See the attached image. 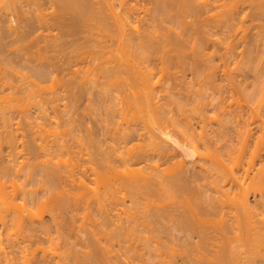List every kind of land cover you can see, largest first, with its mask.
<instances>
[{
  "label": "rangeland",
  "instance_id": "374dc122",
  "mask_svg": "<svg viewBox=\"0 0 264 264\" xmlns=\"http://www.w3.org/2000/svg\"><path fill=\"white\" fill-rule=\"evenodd\" d=\"M23 1L26 2V0H20V2L22 3L21 5L24 4ZM47 1L48 0H42L43 4H44V2L46 3ZM91 1L95 2L96 0H91ZM105 1L106 0H102V1H100V3L102 2L101 4H103ZM108 1L109 2L110 1L114 2L115 0H108ZM127 1H128V3L131 6L132 5L136 6L134 8L137 9V7H138V8L141 9V11L138 13L139 15H137V18L139 19V22H138V19L136 18L137 22L135 21V27H138V28L140 27L141 28L140 31L147 30L148 27L151 28L152 26H150L149 24H151V25L153 24L152 20L150 19L151 22L149 20L148 21H146V20L148 18H150V16L153 14V11H154V8H155V2H154L155 0H127ZM42 2H41V4H42ZM95 3L97 4L98 0ZM43 4H42V6H43ZM46 6H48V5H46ZM46 6H43V8H45ZM243 6L240 4L239 11L241 10L240 13H242V11H243V13L240 14V15H242V17L240 15L239 16L241 18L245 17L246 19L245 18H244V20L242 19L243 20V24H242V21L240 20V18H238V20L240 22L237 20L239 23H237V21H236L237 24L242 25L243 31H239L240 25H238V26L235 27L236 28L235 31L236 30H238V31H236L235 33L233 32L232 34H229V35H233V34H236V35H233V37H231V38L235 39L234 41H232L234 43L231 44V42H230V44L233 45L232 47H230V44L228 42V41H230L231 38L230 39L228 38L227 43L225 44L226 46H227V44H229V47L232 48V49L229 48L228 53L225 52L226 51L225 50L226 46L223 45L224 44L223 41L226 39V35H223V34L219 35L225 30L220 31V30L217 29L219 31V32H217V30L214 29V28L211 29V31H213V32H211V35L214 34L212 39L213 40L214 39H216V40L219 39V41H217V42H219L220 44L218 45L216 40L213 41L214 43L209 40L211 43L204 44L205 48L202 45L204 49L202 51V54H200V57H199V54L197 52L194 53L193 50H192L191 46H192V43L194 41L191 43V46L189 48H187V47L190 44L189 45L186 44L187 45L186 51H184L185 53H183L184 57L179 62L180 65H181V62H182L181 66L180 65L178 66V64L176 62L178 60L177 59L178 53L174 52L175 50H171L170 47L167 48V50L170 49V51L174 52L173 53V52L167 51V53L168 52L172 53L170 55L168 53L167 56L171 57L170 61H172V59L175 61V62L172 61V63H170V65H172V67L170 66V72L172 74V80L175 81V83L173 81H170V82L173 83L174 85L179 83L178 84L179 86L175 85V86L178 87L177 89L174 88L175 86H172L175 91L173 89H170L169 93H168L167 92L168 89L167 90L161 89L162 86H165L167 84L168 80L166 79L167 77L166 78L164 77L166 80L164 78H163L164 80L162 78H160L164 74L163 72H162L163 74L159 77V75L161 74L160 72L162 71L160 65H162V64H160L159 67H158V62L157 61L159 60L161 62L160 56L158 55L159 58L156 55H153L154 57L151 56V58L152 57L154 58V59H151V60L154 63L153 65H154L155 70H157L156 68L158 67V69L160 71V72H158V70H157V72L160 73V74L159 75L157 74V78L156 79H155V75H154L153 78L155 79V81L157 83V89L160 88L157 91L158 94H156L158 96L156 101H158V104H159V105H157V104L156 105L159 108L158 107H156V108H158L161 111V113H162V114L160 113L161 116L162 117L164 116L166 118V119L164 118L165 123H164V120H163V123L161 121V124H162L161 127H160V123H159V126H158V123H157V125H154L156 121L153 123V121H154V120H152L153 116H152V119H150L151 114L149 115L148 111H146L147 109H145V110L144 109H140V108H138V105H132V106H127L126 107V105L124 103H122L123 100H125L127 97H129V95H131L132 91L130 90L131 88L129 89L128 87L123 86V84L120 85V86H117L119 84V80H120L119 77H121V76L118 77L119 78L117 80L118 84H116V82H110L111 86H112V84H114V85L116 84L115 87H114V85L112 86V87H114L113 88L114 90L111 89L112 88L111 86H109V88L106 87L107 83H109L108 80H113L112 78L108 79L106 77L105 78L104 77H101V78L99 77L101 80H102V78L106 79L105 81L107 83L105 82L106 83V84H104L105 87H103L104 85H101V86L103 88L110 89L111 91L108 90L109 93H108L107 89H105L106 90L105 91L104 89L100 88V85L98 83L96 85L93 84L95 81L93 82L90 79V78H94L95 79V76L93 74L92 75L94 77L90 73H89V76L91 75V77H89L88 74L85 75V76H87L90 79V81L93 82V83L90 82L92 85L87 84L86 83L87 82L86 79L88 81H89V79L87 77H86V79H84L85 76L84 77L82 76L83 80L85 81V83L88 86V87L87 86L86 87L89 88L90 91L82 93L81 95H79L80 96V100L78 101V104H77V102H74V104H73V101L69 102L68 99L69 100H71V99L73 100V98H71V97L68 98L69 86H68V84L65 81V79L68 81L69 77H65L64 78L63 74L60 73V65L59 64L62 63V62H66V60L68 59V57L70 55H71L70 56L71 58L72 57L76 58V56L78 54L75 53L76 54L75 55L73 53L75 50H73L71 48L72 47L71 45L68 44L69 46H71V47H69L67 44H65L64 40L63 41H61L62 39L59 40L60 36H58V35H61L60 34V29H58V30L52 29L51 30V29L46 28V26H44L45 27L44 29H40L39 32L34 33V35H32L31 37H30V35L28 36L29 39L27 38L26 42L29 41L30 43L29 42L26 43V42L22 41V39H19V40L15 41V42L14 41H10V43H9L10 46L9 45L8 46L11 47V48L8 47V50H9V53L10 52L13 53V51H14L12 56H14V54H15L16 56H14V57L19 58V56L21 54H24L23 55L24 57L22 56L23 58H25L24 60L28 61V59H30L31 61L29 60L28 62H34V63L36 62V60H38V59L40 60V56L41 55L43 56V57L41 56V60L43 59V62L45 63V60H44L45 58L44 57L49 56V59H48V57H46L48 59L47 61L49 62L50 59H51V61H50V62H52L51 64L54 63V65H55V66L52 65V67H51L52 71H54V69H59V70L58 71L56 70V72H58V73H57V75L55 73L54 77H56V78L53 77L54 81L51 80V81H48L47 83L43 84V86H42L43 88L42 89L39 88V86H36V85L35 86L38 87V88L35 87V89H33L34 87L31 86V84H32V79H31V75H30L31 73H29V69L27 70L26 66L24 67V66H22V64H20L18 62L19 65L17 63H16L17 65L14 64V66H16L17 68L13 67L12 69H10L11 67H10L9 63H7V62L4 63V61H2V60L0 61V66H1L0 67V84L8 82L10 85L13 83L12 87H14V88L15 87H19V86L21 87V88L19 87L18 90L15 89V90H17V91L14 90L15 92L14 91L12 92L11 88L7 87L8 88L7 91H5V92L3 91L5 94L3 92L0 93V98L3 97V98H1L2 100L4 99L3 101H7L8 100L7 103H5V104H8L7 107L9 106L11 108V109L9 108L7 110L5 109L6 113L8 114V116H6V117L9 118L8 119L9 122H6L3 117L1 118L2 114H0V118H1L0 119V135H1L0 136V182H3L2 185L4 186V187L2 186L3 187L2 188V192L6 191L4 194L7 193L6 195H10L9 196V200L15 198L14 201H15L16 205L17 204L21 205V206L24 205L23 202H25V199H26L27 203L26 202L25 203L29 204V206H30L29 210L32 213V215H31V213H29L30 215L26 216V218L29 219V220L25 219V224H24L25 226L26 225H30L31 226L32 224H34L35 227H36V225L39 226V224L41 222H43L44 225L46 226L45 228L41 227L40 230L38 228V230H39V231L37 230L39 232V235L37 233L38 237H36V233L32 237L31 234H28L27 231L26 232L24 231L26 228L20 229L16 224L14 225L12 220H10L11 218L10 219L8 218L9 221H8L7 226H4L3 223H1L0 224V238H1L0 239L1 240V242H0V249H1L0 250V262L1 263L0 264H2L3 262H4L3 264H20V262H21V264H26V263L32 264V262L35 263L36 260H41V259L42 260H46L45 264H48V263L49 264H54V263L55 264H58V263L59 264H66V262H67V264H73V263L77 264V262H78L77 260H79L80 258H81V261H79L78 264H88L89 261H90L89 264H107L108 260H109L108 264H111V263L112 264H120V263L121 264H123V263L124 264H177V263L178 264H203V263H205V264H217V260H215V259H214L215 261L211 260L212 258L215 257L214 256V248H213L214 246H213V244L215 243V245H216L219 242V240L223 241L224 239H226V236L225 235L222 236V233L217 231L219 229H218V227L216 228V226L218 225V224H216L217 223L216 221L218 220V222H220L219 221V217L221 219V216L224 218V220L225 219H227V221L231 220V218H232L231 216H233V214H232V212H229L230 211V208H229L230 205L228 203L231 201V199L233 200V198L234 199H235V197L237 198L239 196L240 192H242L244 190V189L241 188L242 190L240 191L239 187L236 186V184H234V186H233V184L230 183L231 181H230L229 173L234 171L233 173H235L236 175L238 174L237 176H239V174H240L239 177L243 178L245 176V174H246L245 170L246 171L248 170V165L250 164L249 165L251 167V168L249 167L250 176L247 179L248 182L246 180L247 184L245 183L244 188L248 189L249 201L253 204L255 199H256V198L254 199V197H257L259 199L260 192L258 191V189H257L258 187L257 186H254V185L250 184L251 183V178L254 176V173H256L257 170L260 169L259 167H261L264 164V126H263L264 124L262 122H260V121L264 120V118L263 119H262V117L256 118V116H259L258 113L260 111H261L262 114L264 113V111H263L264 110V44H263L264 43V8H263L264 0H260V1L256 0L255 2L254 1H247L246 4L243 5ZM100 7L102 8V7H105V6H100ZM201 7H202V5H201ZM47 8H49V9H47ZM46 9L47 10L43 11V13L44 14L46 13V15H49V13L51 12L52 9L50 10L49 6L46 7ZM253 9H255V10H253ZM145 11H146V15L148 17L145 16V13H144ZM147 11H149V12H147ZM203 11H205V10H202L201 13H203ZM9 13L11 14V16L9 14V17H11V18H9V17L8 18L11 20L13 18L14 13L11 10L9 11ZM12 13H13V15H12ZM140 13H141V15H140ZM16 15L17 14L14 15L15 19L13 18V20H11L12 23L10 24V25L13 24L12 26L14 27V29L18 27V24L15 23L17 21V19H18L16 17ZM204 16L205 15H202V17L205 19L207 16H205V17ZM31 18H32V15H31ZM50 18H52V17H50ZM144 18H147V19H144ZM203 18H202V20H203ZM143 19H144V21H143ZM190 20L191 19H188V21H190ZM147 25H149V26H147ZM189 25H191V24H189ZM83 30H84V27H83ZM143 31H142V33H143ZM49 32H52V33H49ZM238 32H240V33H238ZM56 33H58V35ZM62 33H64V32H62ZM39 34H40V36L42 34L41 37L45 36L44 40L41 37H36V35L39 36ZM215 34L216 35L218 34V35L215 36ZM224 34H226V33H224ZM244 34L246 35V37H244V39H243L242 37L244 36ZM48 35H50L51 38L53 36L52 39L54 41L56 39L55 42H58V43H55L54 45H56V44H58V45H56L57 48L50 47V48H52V49H50V51L48 50L49 49L48 48L47 49L48 52H47L46 51V47H45V45H47L46 37H47L48 40L52 41V39L49 38L50 36L48 37ZM68 35H67V37L71 36V35L70 36H68ZM73 35H75V34H73ZM223 36H225V37H223ZM72 37H74V36H72ZM72 37H70V38L72 39ZM76 37L78 38L79 35H77ZM97 37L98 36H94L93 38L96 39ZM234 37H236V38H234ZM31 38H33L32 42L30 41V40H32ZM35 38H37V39L39 38V40H38L39 43H38V41L35 40ZM40 38H41V40H40ZM62 38H65V37L63 36ZM98 39L100 40L101 37L97 38L96 40H98ZM222 39H223V41H222ZM245 39H247V40H245ZM9 40H11V39H9ZM20 40L23 42V43L21 42L22 44L19 43ZM104 40L108 41V36ZM59 41H61L62 44H60L61 42H59ZM72 41H73V39H72ZM13 42H14L15 45L13 44ZM81 42L83 43V41H80V43ZM91 42H90V45L87 44L88 46L83 45L82 43L81 44L80 43L77 44V45L81 46V48L80 47L79 48L85 54V55H83L81 57L87 58V60L83 59L85 61H83L81 59L79 60V61H83L84 62L83 65H85L87 63L84 66V68L82 67L83 65L81 64L82 65L81 67L83 69V72H81L82 75L86 74V73H84V70L87 71V66H89V67H91L93 65L96 66V64H98V62H99V61H97V60L95 61L93 59V60H91V63L88 65L89 62H87V61L88 60L90 61L91 56L94 58V56H93L94 53L98 52V48H100L98 43L96 44V42L93 41V43H94L93 44ZM235 42H238L237 45H236ZM82 45L85 46V47L82 48ZM91 45H92V47L93 46L97 47V45H98V47L97 48H95V47L92 48ZM215 45H216V47H215ZM234 45L236 47H234ZM12 46H17V47L15 48V47H12ZM41 46L45 47L44 49H42L43 51L41 50V48H42ZM63 46H64V48H62ZM220 46H222L223 48H220ZM29 47H30V49H32L31 51H30ZM75 47L76 46H74V48ZM233 47H234V49H233ZM12 48L16 49V50H12ZM17 49H18V51H17ZM22 49H23V51L20 52L19 50H22ZM25 49H28V50H25ZM75 49H77V48H75ZM53 50H56V51H53ZM191 50H192L193 54L190 53ZM212 50L213 51L214 50L217 51V53L214 51L215 53L213 54L214 56H212V60H211L210 57H211V54L213 53ZM230 50H232V51H230ZM59 51H60V54H59ZM23 52H25V53H23ZM36 52H40L41 53V55L37 54L39 56V58H37L38 56L36 55ZM49 52H51V53H49ZM56 52H58V53H56ZM65 52L67 53V55H66ZM91 52H92V54H91ZM224 52H225L226 55L224 54ZM44 53H45V55H44ZM46 53H48V54L46 55ZM63 53H64V55L62 56ZM96 54H95V56H96ZM174 54H176L175 57H173ZM55 55H56V58L54 57ZM146 55L149 57L148 53L145 54V56ZM179 55H180V57H182L181 54H179ZM195 55H196V57H199V58H196V57L194 58ZM201 55H202V57H201ZM206 55H208V56H206ZM224 55L226 56V59H227V60L224 59L225 61L222 60L223 58H221L222 56L225 58ZM26 56H28V57H26ZM155 56L158 59L155 58ZM53 57H54L55 60H53ZM70 57H69V59H70ZM106 57H108V56H106ZM208 58L213 63H210ZM251 58H252V60H251ZM72 60H74V59H72ZM108 60L110 61V59H108ZM111 60H112V62L115 61V60H113V58ZM151 60L149 62H151ZM155 60H156L157 63L155 62ZM58 61H59V63H58ZM109 61H107V62H109ZM145 62L146 61H144V63ZM149 62H148V64L147 63H145V64L149 65ZM142 63H143V61H141V64ZM155 63H156V65H155ZM206 63H207L208 66L210 65L212 67H208L206 65L207 67L205 68L204 67L205 65H203V64H206ZM195 64H197V65H195ZM111 65L113 66V63H111V64L107 63L105 65V67L104 66L103 67L106 68V67H110ZM18 66H20V67H18ZM58 66H59V68H58ZM194 66H195V68H193ZM202 67L205 68V70ZM24 68L27 71L26 70L24 71ZM6 69H7V71H9V70L10 71L7 72ZM199 69H200V71L202 69L204 71H201L202 72L201 73L199 71ZM207 69H208V71H207ZM89 70H91V69L89 68ZM89 70H88V72H89ZM4 71H6V72H4ZM193 71H194L195 75H194ZM183 72H185V73L182 74ZM25 73L27 74V77H26ZM191 73H193V75ZM173 75H174V78H173ZM197 75H199V76H197ZM10 76H12V78ZM122 76H124V75H122ZM127 77L130 79L129 76H127ZM158 77L160 78V81H159L160 83H158V80H159ZM176 77H178V78H176ZM4 78L6 79V81H4L5 80ZM55 79H57L58 81L57 80L55 81ZM129 79H127L126 82H128ZM10 80H11V82H10ZM98 80L99 79H97V81ZM22 81H23V83H22ZM26 81H27V83H25ZM100 81H98V82L100 83ZM131 81H134L133 77H132ZM155 81L153 80L154 83H155ZM177 81H179V82H177ZM121 82H122V80H121ZM170 82H169V84H170ZM180 82H182V83H180ZM24 84H25V86H24ZM102 84H103V82H102ZM158 84L161 85V86H159ZM63 85H65L66 87H64ZM26 86L29 87V89L31 88L30 89L31 92L37 90L36 93L32 92V93H35V94H32L31 92H29L30 90ZM95 86H96V88H95ZM90 87H92V89ZM98 87H99V89H97ZM9 88H10V91H9ZM125 88L127 90L129 89L130 91L128 90V92H127V90H125ZM182 88H183V91H182ZM259 88H260V90H259ZM20 89L23 90V91L21 92ZM24 90H25V92H24ZM65 90L67 91V93L65 92ZM103 90H104L105 93L107 92L105 95H104V93H102ZM172 90H173V93H172ZM18 91H20L21 94H18L17 93ZM52 91H53L54 94L52 93ZM59 91H60V94H59ZM70 91H72L71 88H70ZM93 91H94V94H93ZM27 92H29V93H27ZM44 92H46L47 94L44 93ZM73 92H76V90L74 89ZM9 93H10V95H9ZM6 94H7V96H6ZM22 94H23V96H22ZM24 94H26V95L28 94V95L26 96ZM36 94H37L38 97L36 96ZM52 94H53V96L57 95L60 98L59 101L57 100V102H55L56 104L55 103H52V104L50 103L51 105H46L44 103L45 104L44 105L42 103L43 104L42 105L40 103L41 99H42L41 101L44 102L45 97L48 96V95L52 96ZM71 94L73 95L74 93H71ZM87 94H89V95H87ZM174 94H176V95H174ZM14 95H15V97H14ZM18 95H19V97L20 96H22V97L16 98ZM33 95H34V97H32ZM44 95H46V96H44ZM102 95H103V97H102ZM106 95L110 96V98H107ZM165 95H167V96H165ZM169 95L171 96L170 97L171 99H168ZM11 96H13V97H11ZM29 96H31L32 98H29ZM125 96H126V98L124 99ZM163 96H165L164 99H163ZM10 97L13 98V100ZM39 97H41V99ZM105 97H106L107 101H109L110 104L113 102L114 105L112 106V104H111V106H109L108 105L109 103L106 101ZM121 97H122L123 100L121 99ZM21 98H23V99L21 100ZM113 98H116L117 100L118 99L122 100V102L121 101L119 102V100H118V103L115 105V101H113ZM9 99H11L13 102L11 103V100H9ZM14 99H16V100L14 101ZM101 99H103L108 104L106 103V105H104L105 102L103 100H101ZM111 99H112V102H111ZM3 101H0V109L2 108L1 110H4V108H6V107H4L5 104L3 103ZM25 101H27V103ZM92 101H94V102H92ZM169 101L170 102L172 101L171 102L172 104ZM8 102H10V103H8ZM15 102H17V103H15ZM33 102H35V103H33ZM30 103H32V104H30ZM39 103L44 108H42L39 105ZM93 103H95V104H93ZM175 103H177V104H175ZM13 104H15L14 105L15 107H13ZM2 105H4V106L2 107ZM10 105H12V106H10ZM37 105H39V106H37ZM161 106H162V109L160 108ZM93 107H94V110H93ZM108 107L109 108L111 107V109H109ZM20 108L24 112L21 111ZM39 108H40V111H39ZM260 109H263V110H260ZM141 110H144V111L141 112ZM41 111L43 112V116H42V112ZM230 111L231 112L233 111V112L231 113ZM110 113L112 115L114 114L113 117L111 116ZM261 113H259V114H261ZM232 115H233V117H232ZM41 116H42V118H41ZM44 116L46 118L45 120L43 118ZM46 116L47 117L49 116V117L47 118ZM25 118H27L28 120L27 119L25 120ZM30 118H33L31 121H36L37 122V123L34 122V124H33L34 126L37 125V127H35V129L39 128L38 127V123L40 125L44 124L43 126H45V128H47V131L49 130V134L54 132L52 134H55V135L57 134V135L56 136L52 135V134L49 135L48 132L47 133L45 132L46 130L44 131V128L42 126L41 129L43 130V132H45V135H44V133H42V134L44 136H46V137H44L46 139V141L44 139V141H45L44 142L43 139H42L43 135L40 133V131L38 132V133H40V135L39 134L37 135V130H39V129L34 131V129H33L34 126L33 125H32L33 128L32 127H30V128L28 127L27 128L28 124L26 125V123H28ZM39 118H41V119H39ZM144 119H145V121H144ZM167 120L171 121V122H168ZM148 121H150V122L146 123ZM41 122H43V124H41ZM109 122H111V123H109ZM106 123H108V124H106ZM169 123L172 124L173 127ZM149 124H151V125H149ZM163 124H166V125H163ZM20 125H22V127ZM260 125H261V127H260ZM131 126H132L131 130L134 129L133 131H134L135 134L132 133V136L130 134L131 138L129 137V138H127L129 140L126 139V141H124L121 138L122 135L120 136V134H122L125 130H127L128 127L130 128ZM150 126L152 127L151 130H150ZM169 126H171V127H169ZM174 126L176 127L175 129H176L177 133H176V131L174 129ZM153 127H155V129ZM24 128H26V129H24ZM115 128L118 129V130H116L117 132L116 131L114 132ZM145 128H147L148 131ZM157 128L162 130V132L164 134H166V135H163V133L159 132L160 130H158ZM20 129H22V130H20ZM31 129H33L32 131H34V132L30 131ZM122 129H123V131H122ZM155 130H156V132L158 131L156 133L158 135H155L153 133V132H155ZM7 131L9 132V134L10 133H13V134L15 133L14 136L17 135L16 138L14 137L15 140L16 139L17 140L15 141V143L13 145H11L10 142L8 143L7 140H6V139H9V137H8L9 134L7 133ZM109 131H110V133H109ZM118 131H120V132H118ZM174 131H175V133H174ZM88 133H89V135H88ZM178 133H180V134H178ZM32 134H34L33 135L34 138H32L33 137ZM36 135L38 136V138H37ZM91 135H92V137H91ZM116 135H118V136H116ZM170 137L173 138V141H174V143L172 141L173 144L170 143L171 142L169 140ZM92 138H94L95 140L92 139ZM166 139H167V141H166ZM55 140H56V143H55ZM80 140H81V142H80ZM204 140L205 141L207 140V143ZM32 141H36L35 145L38 144L37 145L38 147L41 144L43 146H45V147L50 145L51 149L47 148V151H46L45 150L46 148L44 147V150L46 152H48V150H50L51 152H49V154L50 153L51 154L54 153V155L56 154V156L53 157V159H52L51 155H49L48 156L49 159H50L49 160L47 155H46L47 153L45 151H43V153H41L42 149L39 148V150H41V151H39V150L36 151L35 150L36 153L39 152V154H40V155H38V153H37V155L39 156V158H38V156H36L35 152L33 151L34 149H31L33 147ZM92 141H94V142H92ZM150 141L152 143H150ZM208 142H210V144ZM93 143L97 144V145H94ZM150 144H152L153 147H151ZM35 145H34V148L36 149ZM27 146H28V148H27ZM120 146L122 147V149H121ZM143 147H144V149H142ZM157 147H159V148H157ZM60 148H62V149H60ZM111 148H115V150L114 149L112 150ZM52 149L53 150L55 149L56 153L53 152ZM155 149H159V150L157 151ZM136 150H138L139 153H141V151H142V153H145V151H147L146 152V154H147L146 156L142 155V156L145 157V158H141L143 160L138 159L139 156H141V155L140 154L138 155V151H136ZM106 152H110V153H106ZM116 152H118L117 153L118 155H119V153L123 152L124 153L123 156L128 154V153H130V152L132 154L130 153L129 154L130 156L126 155V157L129 156V158H126L125 156L124 157L120 156L123 159H121L119 157V160H118V159L114 158ZM258 152H259V154H258ZM255 153H257V154L255 155ZM108 154H111L110 155L111 158H109ZM42 155H44L45 157L42 156ZM118 155L116 156L117 158H118ZM135 155H138V156H136V158H134ZM253 155L257 156V159H255L256 157L253 156ZM212 156H214V157H212ZM216 156L219 157V158L222 157L221 158L222 160L219 159V158L216 159L215 158ZM71 157H74V158H71ZM112 157L114 158V160L112 159ZM124 158L126 160L131 158L130 159L131 162L129 161L130 164H128V165L126 164L125 165L121 161V160L124 161ZM214 158L216 160H214ZM109 159H111V161H112V162L110 161V165L112 166V164L114 163V165L116 166V167H112L111 170H110L111 166L110 167L108 166L109 165L108 164L109 163ZM137 159H138V161H137ZM149 159H150V161H149ZM57 160L60 161L61 163L58 162ZM104 160L105 161L107 160L108 163L107 162L106 163L108 165L104 162ZM117 160L119 162H117ZM134 160H136V161H134ZM156 160H157L158 163L154 162ZM210 160L213 163H211ZM217 160H220V161L217 162ZM51 161L53 162L52 164H51ZM44 162L47 163V164H45ZM49 162H50V164H49ZM102 162H103V164H102ZM214 162L217 163L216 166L218 165L217 166L218 168H216ZM36 163H38V164H36ZM122 164H123V166H122ZM211 164H213V165H211ZM220 164H224L227 167V168H225V170L228 169L227 170L228 173L223 169L224 166L222 167ZM240 164H242V167H241ZM8 165H10V167ZM59 165H60V167H59ZM71 165H73L74 167L71 166ZM146 165H148L150 168L148 169V167ZM40 167H42V168H40ZM71 167H73V168H71ZM127 167L129 169H131V170L128 169L129 171H131V172L133 171L132 172V176H135V178H136V176L140 177V175H141V177H140L141 179L137 177L138 179L136 180L134 178L135 180L133 182V185L134 186L138 185L137 187H134L132 185V181L131 182L130 181L127 182V179H126L127 176H126V178L124 176L125 175L124 173H126L124 171L125 170L128 171ZM153 167L155 169L157 168L158 170L154 171ZM220 167H222V168H220ZM74 168H75V171H73ZM48 169H50V170H48ZM83 169H84V172H82ZM183 169H184V171H183ZM220 169H222V170H220ZM243 169H244V171H243ZM68 170H69V172H68ZM144 170H146V172ZM58 171H59L60 175L59 174L53 175V172H58ZM152 171H153V173H152ZM176 171H178V172H176ZM187 171L189 173H186ZM223 171H225V172H223ZM17 172H18V174H17ZM73 172H76L77 174L73 173ZM147 172H148V174H147ZM96 173H98V174H96ZM74 174H75V177H73ZM137 174H140V175H137ZM159 174H162V175H160V177H159L158 176ZM178 174H179V176H178ZM182 174L185 175V177H186V180H181V181H185V183L183 182L184 183L182 185L183 187L180 186L181 182L178 183V181L180 180L179 178L180 177H184ZM192 174H193V176H192ZM222 174H225V175L223 176ZM26 175H27V177H26ZM126 175H127V173H126ZM9 176L11 178H9ZM77 176L78 177L80 176L79 178L82 177L81 179L86 181V184L88 185V187H90V189L89 188L88 189L85 188V190L89 192L88 196L86 195V197H85V195H83L86 199L85 198L83 199L82 197H80L79 200H78V197H76V194L78 196L79 193H75V192L78 189H80V188H78L80 180L79 181L77 180V178H78ZM168 176H170V177H168ZM122 177H124L126 179V181H124V179ZM149 177H150V179H149ZM151 177L153 179L156 178L155 182L153 181V179ZM162 177H163V179H162ZM164 177L168 180V182H166L167 180ZM191 177L193 178V180H191L192 179ZM146 178L148 180H146ZM174 178H175V181H173ZM4 179H6V181ZM138 180L139 181L143 180V181L142 182L140 181L139 183H136L135 181H138ZM170 180L172 182L171 183L172 184L171 185L172 186V188H171L172 190L170 188L169 189L167 188L170 185ZM118 181H120V183ZM158 181H160V182H158ZM240 181H241V184H243L244 181L242 182V179H240ZM5 182H7V183H5ZM58 182H59V184H58ZM121 182H123V183H121ZM151 182L152 183L154 182L153 184L156 183V186H154L155 189L153 187H151V185L148 188V186H149L148 183H151ZM161 182L162 183L165 182L164 183L165 185L162 184ZM11 183H12V185H11ZM118 184H120L122 186V188ZM140 184L141 185L143 184L145 186L148 184L146 187L142 186V188L144 187V189H146V193L149 192L151 194V195L149 194L150 197L146 193H144L145 195L142 194L143 192H145V190L141 188ZM102 185L104 186V188H103ZM126 185L129 188H124V187H126ZM111 186L113 187V189H112ZM19 187H20V189L21 188L22 189L21 190L18 189ZM179 187H181L184 190L182 191V189L179 188ZM109 188H111L110 189L111 193H110ZM151 188L154 189L153 192H152ZM149 189H151V190H149ZM22 190H24V193H22ZM60 190H62V192H60ZM65 190H66L67 193L65 192ZM72 190H73V192H72ZM106 190L109 191V192H106ZM147 190H149V191H147ZM176 190H178L180 192V195H179V192L176 191ZM131 191H133L134 194H132ZM181 191H182V193H181ZM81 192H80V194L82 195ZM13 193L15 194L14 198H12L13 195H14ZM94 193L96 195H97V193L98 194L101 193L100 195H102V197L104 199L102 197H100L102 201L99 203V201L97 200L98 198H97L96 195H94ZM102 193L107 197V199H106L105 196H103ZM129 193H131V194H129ZM176 193L180 197L177 196ZM85 194H87V192H85ZM6 195H4V196H6ZM73 195L75 196V198L73 197ZM136 195H138V196H136ZM90 196H92L93 198L91 199ZM164 196L166 197V199H165ZM263 196H264V194H263ZM119 197H121V198H119ZM189 197H190V199H189ZM89 198H90V200H88ZM144 198H146V199H144ZM171 198H175V200L173 199L174 201H172ZM57 199H59V200H57ZM116 199H117V202H116ZM130 199H131V201H130ZM147 199L149 201H147ZM153 199H154L155 203L153 202ZM178 199H180V200H178ZM185 199L189 203L187 201L184 202ZM33 200H34V202H33ZM61 200H63V201H61ZM120 200H121V202H120ZM103 201H104V204H103ZM180 201L182 202V204H181ZM221 201H222V203H221ZM139 202H140V204L142 203V204H145V205H142V204L140 205ZM172 202H174V203H172ZM31 203H32V206H31ZM178 203H180V204H178ZM185 203H186V205L188 204L189 206L188 205L186 206ZM215 203H217V204H215ZM26 204H25V207H26ZM76 204H77V206H76ZM201 204L203 205V207H202ZM213 204H215L216 207L217 206L221 207V209H222L221 215L218 216V215L213 214V212H212L213 211V209H212L213 208ZM134 205H137V207L133 208ZM149 207H150V209H149ZM165 207H167L168 209L166 208L167 210H165ZM169 207L171 208L172 211L170 210ZM201 207H202V209H201ZM154 208H156V209H154ZM54 209H56V210H54ZM176 209H177V211H175ZM205 209H208V210H205ZM164 210H165V212L169 210L168 211L169 213L168 212L165 213ZM200 210L201 211L203 210V211L201 212ZM26 211L23 213V215H25ZM157 211L159 212V214L162 212L165 215V217L167 216L169 218H165V217L161 218V216H164V215L161 213L160 216H159ZM173 211H175V213H173ZM207 211H208V213H207ZM198 212L199 213L201 212L202 215H200ZM204 212L206 213V215H205ZM156 213H157V216H156ZM26 214H28V213H26ZM105 214L107 215V217L109 216L111 218L110 222L111 221L114 222L113 226L111 225L110 222H109L110 224L107 222L108 220H107V217L105 216ZM131 214H132V216H131ZM182 214H184V216H182ZM185 214H186V216H185ZM118 215H119V217H118ZM148 215H150V216H148ZM175 215H176V217H175ZM98 216H100V217H98ZM158 217H159V220H158ZM181 217H182V219H181ZM183 217H186V218H183ZM104 218H106V219H104ZM203 218H204V220H203ZM102 219L107 220V221H103ZM152 219H154V220L151 223ZM161 219H162V221H161ZM177 219H179V220H177ZM184 219L185 220L187 219V221H185ZM191 220L193 221V223H192ZM212 220H214L215 222L212 221ZM177 221L181 222V223L177 224L176 223ZM184 221H185V223H184ZM198 221H199V223H198ZM101 222H103V224L105 222H107L108 225H111L112 227L111 228L109 227L110 228V230H109V228L107 227L108 225L105 223L104 225H107V226H104ZM147 222H148V224H147ZM186 222H188V224H186ZM117 223H118V225H116ZM156 223H157V225H156ZM24 225L22 226V228L24 227ZM181 225H183V226H181ZM186 225H188V226L190 225V226L186 228ZM85 226L88 229L90 228L93 231V232L92 231L91 232L94 233V234H91L90 229L88 230L87 228H85ZM118 226L121 229L124 226L125 228L123 227L122 232L124 231V229H125V231L123 232L124 234H122L121 232L120 233L117 232L118 233V235H117L118 239H117L116 231H118L117 230L119 228ZM209 226H211V227H209ZM131 227H133V228H131ZM197 227L199 229H201V231L199 229H197ZM102 228H104V229H102ZM120 228H119V231H121ZM131 229H132V232H131ZM191 229H193V230H191ZM44 230H45V232H43ZM101 230H102V232H101ZM112 231H115L114 234H113ZM202 231L204 232V234H207V235L204 236V234H201ZM16 232H18V234H16ZM87 233H89L90 236ZM109 233H110V235H109ZM103 234H106V235L102 236ZM41 235H43V237ZM96 235H98V236H96ZM136 237H138V238H136ZM227 237L233 238L232 235L231 236L228 235ZM5 238H7V240L9 239L8 240L9 242ZM16 238H18V239H16ZM103 238H104V240H103ZM123 238L125 240H123ZM216 238H218L217 241L215 240ZM111 239L113 241V244L111 243L112 242ZM146 239H148V240H146ZM189 240L193 244L190 243ZM92 241H95V242L99 241V242L95 243V242H92ZM186 241H188V242H186ZM199 241H200V243H199ZM238 241H240V240H238ZM101 244H103L102 246H104V247H102ZM199 244H201V245H199ZM203 244H205V245L203 246ZM239 244H240V246L244 245L242 242H239V243L236 242L234 245H236L238 249L240 248V249L244 250V246L240 247V246H238ZM92 245L95 246V248H93ZM124 245L127 246V247H130L131 249L130 248L128 249ZM146 245L147 246L149 245V246L147 247ZM169 245L172 248H170ZM158 247H160V248H158ZM96 248H97V250H96ZM139 248H140V251L138 252ZM37 249H38V251H37ZM39 249H41V250H39ZM44 249H45V251H44ZM88 249H89V252H88L89 254H86V256L84 257L85 252L87 253ZM201 249L203 251H205V252L201 251ZM252 249L253 248H251L250 246H246L245 247V252L247 253L248 256L246 255V253L244 251H241V253L244 252V253H242V254H244V256L242 254L240 255L239 264H247V263L248 264H250V263L255 264V262H256V264H260V263H258V261L262 262L261 261L262 259H260V258L264 257V251L258 250V249L257 250H255V249L252 250ZM2 250H3V252H2ZM35 250H36V252L34 253L33 251H35ZM119 250H120L121 253L119 252ZM104 251L105 252L109 251V253H107V255H108L107 258L105 257L106 254H102V253H105ZM253 251H255L257 253H254ZM259 251H262L263 253L259 252ZM135 252L137 254H135ZM185 252H187V253H185ZM197 252H199V253H197ZM206 252H208V253H206ZM81 253H84V254L82 255ZM91 253L94 254L93 255L94 256L93 260H92L93 256H92ZM257 254L261 256L260 258L258 257V259H260V260H258L255 257V255H257ZM32 255L34 257H32ZM68 255H70V256H68ZM78 255H79V257H78ZM187 255H188V257H187ZM209 255H211V256H209ZM5 256H7V257L5 258ZM75 256H77V257H75ZM95 256L97 257V259H95L96 258ZM22 257L23 258L25 257L26 259L25 258L23 259ZM86 257H87V260H86ZM103 257L105 258V262L106 263L104 262V260H103L104 258ZM115 257H116V259H115ZM122 257H123V259H122ZM190 257H192V258L189 259ZM17 258L21 259V260H18ZM77 258H79V259H77ZM206 258L207 259L211 258V259H209L208 262H207ZM224 258H227V257H224ZM224 258H223L224 261L223 260L222 261L225 262V264H229L228 260L224 259ZM253 258H256V261H253ZM12 259L13 260L14 259L18 260L19 263L16 262V261H13V263H11ZM83 259H84L85 263L84 262L81 263L83 261ZM117 260H118L119 263L117 262ZM193 260H194V262H193ZM7 261L9 263H7ZM99 262H102V263H99Z\"/></svg>",
  "mask_w": 264,
  "mask_h": 264
},
{
  "label": "bare ground",
  "instance_id": "6f19581e",
  "mask_svg": "<svg viewBox=\"0 0 264 264\" xmlns=\"http://www.w3.org/2000/svg\"><path fill=\"white\" fill-rule=\"evenodd\" d=\"M97 1V0H96ZM95 1V2H96ZM100 1H102V0H98V3L96 4L95 2H93V1H91V0H48L46 3L44 2V4H43V2H42V0H26V2H24V4L23 5H21L22 3L20 2V0H0V61L2 60V61H4V63L5 62H7V63H9L10 64V69H12L13 67H15V68H17L16 66H14V64L15 65H19V63L20 64H22V66H26V68H27V70L29 69V73H31L30 75H31V79H32V84H31V86L32 87H34L33 89H35V87L36 86H39V88H43L42 86H43V84H45V83H47L48 81H54V78H56V77H54V75H55V73H56V75H57V73L58 72H56V70L58 71L59 69H54V71H52V65L53 66H55L54 65V63L53 64H51L52 62H50L51 61V59H50V63L47 61L48 59H49V56H46V57H48V59L46 58V57H44L45 59V63L43 62V59L41 60V53L40 52H36V55L38 54V55H41L40 56V60L38 59V60H36V64L34 63V62H28L30 59H28V61L27 60H24L25 58H23L24 56V54H21L20 56H19V58H16V57H14V56H16L15 54H14V56H12L13 55V53H14V51H13V53L12 52H10L9 53V50H8V47L10 46L9 45V43H10V41H17V40H19V39H22V41H24V42H26L27 40V38H28V36L30 35V37L32 36V35H34V33H37V32H39V30L40 29H44L45 27L44 26H46V28H48V29H56V30H58V29H60V34L62 35H58V33H56L58 36H60V38H59V40L60 39H62L61 41H63L64 40V42H65V44H69V45H71V46H69V47H71L73 50H75L73 53L75 54V53H77L78 55L76 56V58H71L70 56V59H69V57H68V59L66 60V62H62V63H60L59 65H60V73L61 74H63V76H64V78L65 77H69V79H68V81L65 79V81H66V83L68 84V86H69V89H68V98L69 97H71V98H73V100L71 99V100H69L68 99V101L69 102H72L73 101V104H74V102H77V104H78V101L80 100V96L79 95H81L82 93H85V92H88V91H90L89 90V88H87L88 86H87V84H89V85H92L91 83H93L94 81L96 82H94L93 84H99L100 85V88H102V89H107V91L108 90H110V89H108L109 88V86H111L110 84V82H116V84H118V79L120 78V80H119V84L117 85V86H120V85H122L123 84V86H126V87H128L131 91H132V93H131V95H129V97H127L126 98V96L124 97V99L125 100H123L122 99V97H121V99L123 100V102H122V100H119V102L121 101L122 103H124L125 105H126V107L127 106H132V105H138V108H140V109H147L146 111H148V113H149V115L151 114V117H150V119H152V116H153V119L152 120H154L153 121V123L155 122V124L154 125H157V123H158V126H159V123H160V127H161V121H162V123H163V120H164V116L162 117L161 116V111L158 109L159 107L157 106V105H159L158 104V101H156L157 100V95L156 94H158V89H160V88H158L157 89V83H156V81H155V79L157 78V74L159 75L160 73V75H159V77L160 78H166L167 80H168V82H167V84L165 85V86H162V88L161 89H164V90H167L168 89V93H169V90L170 89H173L174 90V88H178L177 86H175V85H178L179 83H177V84H173V83H171L170 81H173L172 80V74H171V72H170V66L172 67V65H170V63H172V61H174L173 59H172V61H170V59H171V57H169V56H167L168 55V53H169V55L170 54H172V53H170V52H173V51H170V49L171 50H175L174 52H177L178 53V55H177V64H178V66L180 65L179 64V62H180V60L184 57V54L183 53H185L184 51H186V47H187V45L186 44H190L187 48H189L190 46H191V43H192V50H193V52L195 53V52H197L198 54H199V57H200V54H202V51H203V49L205 48V45L204 44H209V43H211L210 41H214V40H216V39H212V37L214 36V34H212L211 35V32H213V31H211V29L212 28H214V29H218V30H220V31H223V30H225V31H223L221 34H219V35H226V39L223 41V39H222V41H223V45L224 46H226L225 44L227 43V40H228V38L230 39L231 37H233V35H236V34H233V35H229V34H232L233 32L235 33L236 31H238V30H236L235 31V27L236 26H238V25H240V24H237V23H239L240 21L238 20V18H240V20L242 21V24H243V20H244V18H241L242 17V15H240V14H242L243 13V11H242V13H240V11H239V8H240V4L243 6V5H245L246 4V2L247 1H256V0H155L154 2H155V8H154V11H153V14L150 16V18H144V19H147L146 21H150L151 22V20H152V22H153V24L151 25V24H149L150 26H152L151 28L150 27H148L147 28V30H142L143 31V33H142V31H140V27L138 28V27H135V21L137 22V20H136V18H137V15H139L138 13L141 11V9L140 8H138L137 7V9L136 8H134V7H136V6H131L129 3H128V1L127 0H115L114 2H109L108 0H106L103 4H101L100 3ZM260 1V0H259ZM41 2H42V4H43V6H46V5H48L49 7H50V10H51V12L49 13V15H46V13L44 14L43 13V11H45V10H47V9H49V8H47L46 9V7H48V6H46L45 8H43V6H42V4H41ZM245 3V4H244ZM258 3V2H257ZM101 4V5H100ZM105 6V7H100V6ZM201 5H202V7H201ZM263 5V4H262ZM259 6V5H258ZM244 7V6H243ZM242 8V7H241ZM263 8H264V6H263ZM252 9V8H251ZM12 11L13 13H14V15L15 14H17L16 15V17L18 18H16L17 19V21L15 22V23H17L18 24V27L17 28H15L14 29V27L12 26V25H10L11 23H12V21L11 20H13V18H14V15H13V13H12V15H13V18L10 20L9 18H11V17H9V11ZM150 10V9H149ZM153 10V9H152ZM202 10H205V11H203V13H201V11ZM218 10V11H217ZM243 10V9H242ZM253 10H255V9H253ZM260 11V10H259ZM147 12H149V11H147ZM151 12V11H150ZM205 12V13H204ZM142 13V12H141ZM141 13H140V15H141ZM145 13V16H147L146 15V11L144 12ZM245 13V12H244ZM260 13V12H259ZM148 14V13H147ZM31 15H32V18H31ZM53 15V16H52ZM202 15H205V16H207L205 19L202 17ZM241 17H240V16ZM10 16H11V14H10ZM30 16V17H29ZM49 18H48V17ZM144 16V15H143ZM142 16V17H143ZM204 16V17H205ZM247 16V15H246ZM260 16V15H259ZM9 17V18H8ZM34 17V18H33ZM50 17H52V18H50ZM148 17V16H147ZM48 18V19H47ZM202 18H203V20H202ZM15 19V18H14ZM138 19V18H137ZM144 19H143V21H144ZM151 19V20H150ZM188 19H191L190 21H188ZM243 19V20H242ZM246 19V18H245ZM50 20V21H49ZM141 20V19H140ZM239 22H238V21ZM145 21V22H146ZM236 21H237V23H236ZM90 22V23H89ZM138 22H139V19H138ZM14 23V24H15ZM147 23V22H146ZM91 24V25H90ZM138 24V23H137ZM189 24H191V25H189ZM41 25V26H40ZM149 25H147V26H149ZM90 26V27H89ZM140 26V25H139ZM142 26V25H141ZM81 27V28H80ZM83 27H84V30H83ZM143 27V26H142ZM146 27V26H145ZM80 28V29H79ZM145 29V28H144ZM241 29V30H240ZM246 29V28H245ZM50 30V31H51ZM217 30V32H219ZM48 31V30H47ZM64 32V33H62V32ZM95 33H94V32ZM239 31H243V28H242V25H240V27H239ZM43 32V31H42ZM58 32V31H57ZM245 32V31H244ZM49 33H52V32H49ZM48 33V34H49ZM66 33V34H65ZM224 33H226V34H224ZM238 33H240V32H238ZM64 34V35H63ZM69 34V35H68ZM73 34H75L76 36L77 35H79V37L77 38L75 35H73ZM44 35V34H43ZM66 35V36H65ZM67 35L68 36H70V37H72V36H74V37H72V39H73V41H72V39L70 38V37H67ZM218 35V34H217ZM216 34H215V36H217ZM243 35V34H242ZM41 36H42V34H41ZM40 36V34H39V36H37L36 35V37H41ZM50 35H48V37H49ZM56 36V35H55ZM65 37V38H62V37ZM81 36V37H80ZM94 36H98L97 38H99V37H101V41L99 40H96V39H94L93 37ZM108 36V41H105L104 39L106 38ZM230 36V37H229ZM238 36V35H237ZM223 37H225V36H223ZM244 37H246V35L244 34V36L242 37L243 39H244ZM43 40H44V38H45V36L44 37H41ZM41 38H40V40H41ZM49 38H51V36L49 37ZM52 38H53V36H52ZM51 38V39H52ZM67 38V39H66ZM71 40H70V39ZM76 38V39H75ZM110 38V39H109ZM212 40H211V39ZM220 38V37H219ZM234 38H236V37H234ZM9 39H11V40H9ZM24 39V40H23ZM29 39V38H28ZM32 40H30L31 42L33 41V38H31ZM258 39V38H257ZM35 40L36 41H38L39 40V38L37 39V38H35ZM42 40V41H43ZM58 40V39H57ZM66 40V41H65ZM210 40V41H209ZM235 39H233V38H231L230 39V41H228L229 42V44H230V42H231V44L232 43H234V42H232V41H234ZM245 40H247V39H245ZM253 40V39H252ZM21 40H20V44H22L23 42H22ZM55 41H56V39H55ZM53 39H52V41H50V40H48L47 39V37H46V43H47V45H45V47H46V51L48 52V50L50 51V49H52V48H57L56 47V45H58V44H56V45H54L55 43H58V42H55ZM61 41H59V42H61ZM80 41H83V45H86V46H88V45H90V42L91 43H93V41L94 42H96V44L98 43V45L100 46V48H98V52H96V53H94V58L91 56V58H90V61L88 60L87 62H89L88 63V65L91 63V60H97V61H99L98 62V64H96V66H91V67H89V66H87V71H85L84 70V73H86V74H84V75H82L81 74V72H83V69H82V67L84 68V66L87 64H85V65H83L84 64V62L83 61H85V60H87V58H83V57H81V56H83V55H85L81 50H80V48H81V46H79V45H77L78 43H80ZM209 41V42H208ZM217 41H219V39H217L216 40V42ZM263 41V40H262ZM14 42H13V44H14ZM22 42V43H21ZM29 42V41H28ZM28 42H26V43H28ZM41 42V41H40ZM63 42V43H64ZM30 43V42H29ZM34 43V42H33ZM38 43H39V41H38ZM45 43V44H46ZM80 43V44H81ZM214 43V42H213ZM218 43V45L220 44L219 42H217ZM236 43V45H237V43L238 42H235ZM246 43V42H245ZM254 43V42H253ZM12 44V43H11ZM44 44V43H43ZM60 44H62V42L60 43ZM76 44V45H75ZM88 44V45H87ZM94 44V43H93ZM216 44V43H215ZM229 44H227V46L225 47V52L226 53H228V50H229V48L230 47H232L233 45H231L230 44V47H229ZM240 44V43H239ZM258 44V43H257ZM264 44V43H263ZM262 44V45H263ZM9 45V46H8ZM15 45V44H14ZM24 45V44H23ZM22 45V46H23ZM26 45V44H25ZM31 45V44H30ZM82 45V48L83 47H85V46H83ZM98 45H97V47H98ZM204 46V48H203V46ZM38 46V45H37ZM36 46V47H37ZM67 46V47H68ZM74 46H76L75 48H77V49H75L74 48ZM168 46V47H167ZM12 47H17V46H12ZM24 47V46H23ZM27 47V46H26ZM35 47V48H36ZM40 47V46H39ZM42 47V46H41ZM44 46L41 48V50L42 49H44L45 48ZM50 47H52V48H50ZM59 47V46H58ZM80 47V48H79ZM91 47H92V45H91ZM93 47H95V46H93ZM92 47V48H93ZM97 47H95V48H97ZM170 47V49H168L167 50V48H169ZM208 47V46H207ZM213 47V46H212ZM215 47H216V45H215ZM219 47V46H218ZM234 47H236L235 45H234ZM234 47H233V49H234ZM9 48H11V47H9ZM49 48V49H48ZM62 48H64V46L62 47ZM94 48V49H95ZM220 48H223L222 46H220ZM29 49H30V47H29ZM48 49V50H47ZM69 49V48H68ZM85 49V48H84ZM91 49V48H90ZM208 49V48H207ZM216 49V48H215ZM230 49H232V48H230ZM12 50H16V49H13L12 48ZM25 50H28V49H25ZM32 49H30V51H31ZM61 50V49H60ZM65 50V49H64ZM192 50H191V54H193L192 53ZM221 50V49H220ZM223 50V49H222ZM17 51H18V49H17ZM20 52L21 51H23V49L22 50H19ZM35 51V50H34ZM43 51V50H42ZM41 51V52H42ZM45 51V50H44ZM45 51V52H46ZM53 51H56V50H53ZM52 51V52H53ZM63 51V50H62ZM70 51V50H69ZM92 51V50H91ZM167 51H170V52H168L167 53ZM205 51V50H204ZM207 51V50H206ZM215 51V50H214ZM213 50H212V54H211V60H212V56H214L213 54L216 52L217 53V51H215L214 52ZM230 51H232V50H230ZM234 51V50H233ZM27 52V51H26ZM90 52V51H89ZM95 52V51H94ZM173 52V53H174ZM221 52V51H220ZM225 52H224V54H225ZM16 53V52H15ZM23 53H25V52H23ZM29 53V52H28ZM49 53H51V52H49ZM56 53H58V52H56ZM66 53V52H65ZM71 53V52H70ZM86 53V52H85ZM88 53V52H87ZM148 53V55H149V57L146 55L145 56V54H147ZM189 53V52H188ZM189 53V54H190ZM222 53V52H221ZM18 54V53H17ZM48 53H46V55H47ZM59 54H60V51H59ZM69 54V53H68ZM90 54V53H89ZM91 54H92V52H91ZM95 54H96V56H95ZM179 54H181V56L182 57H180V55ZM28 55V54H27ZM32 55V54H31ZM37 55V56H38ZM44 55H45V53H44ZM58 55V54H57ZM64 55V53L62 54V56ZM66 55H67V53H66ZM76 55V54H75ZM153 55H156L158 58H159V56H160V59H161V62L158 60L157 62H158V67H159V65L160 64H162V65H160V67H161V72L159 71V69H158V67L156 68L157 70H158V72H160V73H158L157 72V70H155V68H154V63L152 62V60L151 59H154L153 57ZM159 55V56H158ZM175 55L176 54H174V56L173 57H175ZM209 55V54H208ZM208 55H206V56H208ZM223 55V54H222ZM226 55V54H225ZM224 55V56H225ZM251 55V54H250ZM23 56V57H22ZM30 56V55H29ZM59 56V55H58ZM57 56V57H58ZM106 56H108V57H106ZM151 56H153L152 58H151ZM155 56V58H157ZM248 56V55H247ZM263 56V55H262ZM26 57H28V56H26ZM32 57V56H31ZM43 57V56H42ZM55 58H56V55L54 56ZM54 57H53V60H55L54 59ZM196 57V55L194 56V58ZM199 57H196V58H199ZM201 57H202V55H201ZM221 57V56H220ZM30 58V57H29ZM37 58H39V56L37 57ZM59 58V57H58ZM62 58V57H61ZM60 58V59H61ZM97 58V59H96ZM113 58V60H115L114 62H112V59ZM115 58V59H114ZM157 58V59H158ZM221 58H223L222 60H224V59H226V56H225V58L222 56ZM253 58V57H252ZM252 58H251V60H252ZM19 61H18V60ZM72 59H74V60H72ZM83 60V59H85V60H83V61H79V60ZM106 59V60H105ZM108 59H110V61L108 60ZM117 59V60H116ZM141 59V60H140ZM156 59V60H157ZM254 59V58H253ZM33 60V59H32ZM59 60V59H58ZM151 60V62H149ZM156 60H155V62H156ZM196 60V59H195ZM207 60V59H206ZM208 60L210 61V59L208 58ZM221 60V59H220ZM227 60V59H226ZM31 61V60H30ZM107 61H109V62H107ZM141 61H143V63L141 64ZM144 61H146L145 63H147L148 64V62H149V65H147V64H145L144 63ZM225 61V60H224ZM19 62V63H18ZM47 62V63H46ZM81 62V63H80ZM106 62V63H105ZM156 62V63H157ZM175 62V61H174ZM205 62V61H204ZM17 63V64H16ZM58 63H59V61H58ZM96 63V62H95ZM107 63H109V64H111V63H113V66L111 65L110 67H106V68H104L105 67V65L107 64ZM115 63V64H114ZM156 63H155V65H156ZM210 63H213V62H211L210 61ZM8 64V65H9ZM47 64V65H46ZM83 66H82V65ZM174 64V63H173ZM176 64V63H175ZM7 65V66H8ZM181 65H182V62H181ZM180 65V66H181ZM195 65H197V64H195ZM203 65H205L204 67L206 68L208 65H207V63L206 64H203ZM207 65V66H206ZM21 66V65H20ZM20 66H18V67H20ZM57 66V65H56ZM82 66V67H81ZM104 66V67H103ZM214 66V65H213ZM1 67V66H0ZM208 67H212V66H208ZM249 67V66H248ZM255 67V66H254ZM253 67V68H254ZM54 68V67H53ZM58 68H59V66H58ZM89 68L91 69V70H89ZM193 68H195V66L193 67ZM199 68V67H198ZM203 68V67H202ZM205 68H203L204 70H205ZM187 69V68H186ZM201 70V71H204V70ZM209 69V68H208ZM208 69H207V71H208ZM9 70V69H8ZM16 70V69H15ZM14 70V71H15ZM26 69L24 68V71H25ZM26 70V71H27ZM88 70H89V72H88ZM155 70V71H154ZM194 70V69H193ZM6 71H7V69H6ZM6 71H4V72H6ZM10 71V70H9ZM9 71H7V72H9ZM13 71V70H12ZM186 71V70H185ZM192 71V70H191ZM198 71V70H197ZM199 71H200V69H199ZM200 71V72H201ZM92 72V73H91ZM157 72V73H156ZM163 72V73H162ZM178 72V71H177ZM196 72V71H195ZM17 73V72H16ZM89 73L92 75H94L95 76V79L94 78H90L92 81H90V79L87 77V76H85V75H87L88 74V76H89ZM156 73V74H155ZM185 72H183L182 74H184ZM193 73H194V71H193ZM193 73H191L192 75H193ZM202 73V72H201ZM205 73V72H204ZM26 74V73H25ZM187 74V73H186ZM9 75V74H8ZM91 75L89 76V77H91ZM92 75V76H93ZM98 75V76H97ZM122 75H126L125 77L127 78V79H129L127 76H129L130 77V79L128 80V82H126L127 81V79L124 77V76H122ZM154 75H155V79L153 78L154 77ZM175 75V74H174ZM174 75H173V78H174ZM181 75V74H180ZM194 75H195V73H194ZM85 76V78L84 79H86V77L89 79V81L86 79V83H85V81L83 80V77ZM93 76V77H94ZM119 76H121V77H119ZM176 76V75H175ZM179 76V75H178ZM186 76V75H185ZM197 76H199V75H197ZM11 78H12V76H10ZM26 77H27V74H26ZM54 77V78H53ZM59 77V76H58ZM101 77H106V78H108V79H110V78H112L113 80H108V82L109 83H107L105 80L106 79H103L102 78V80L100 79ZM117 77V78H116ZM119 77V78H118ZM125 79H124V78ZM132 77H133V80L134 81H131L132 80ZM158 77V78H159ZM6 78V77H5ZM4 78V79H5ZM29 78V77H28ZM53 78V79H52ZM63 78V79H64ZM123 78V79H122ZM160 78H159V80H158V83H160L159 81H160ZM164 78V79H165ZM176 78H178V77H176ZM27 79V78H26ZM97 79H99L98 81H102L103 82V84H102V82L100 81V83L97 81ZM161 79V80H162ZM163 79V80H164ZM165 79V80H166ZM57 79H55V81H56ZM104 80V81H103ZM115 80V81H114ZM121 80H122V82H121ZM153 80L155 81V83L153 82ZM178 80V79H177ZM4 81H6V79L4 80ZM19 81V80H18ZM58 81V80H57ZM10 82H11V80H10ZM89 82V83H88ZM91 82V83H90ZM107 83V86L106 87H108V88H103V87H105V85L104 84H106ZM121 82V83H120ZM169 82H170V84H169ZM174 83H175V81H173ZM177 82H179V81H177ZM22 83H23V81H22ZM25 83H27V81L25 82ZM30 83V82H29ZM28 83V84H29ZM180 83H182V82H180ZM190 83V82H189ZM13 84V83H12ZM12 84L10 85L8 82H5V83H2V84H0V93L1 92H5V91H7V87H10L11 88V91L13 92L15 89H19V87H12ZM19 84V83H18ZM57 84V83H56ZM61 84V83H60ZM65 84V83H64ZM115 84V85H116ZM17 85V84H16ZM27 85V84H26ZM34 85V86H33ZM36 85V86H35ZM52 85V84H51ZM101 85H104L103 87L101 86ZM114 84H112V86H113ZM115 85H114V87H115ZM136 85V86H135ZM159 85V84H158ZM183 85V84H182ZM259 85V84H258ZM24 86H25V84H24ZM29 86V85H28ZM30 86V87H31ZM64 87H66L65 85H63ZM87 86V87H86ZM111 86V87H112ZM130 86V87H129ZM159 86H161V85H159ZM172 86H175L174 88L172 87ZM179 86V85H178ZM256 86V85H255ZM27 87V86H26ZM63 87V88H64ZM93 87V86H92ZM92 87H90L91 89H92ZM110 87V88H111ZM114 87H112L111 89H113ZM188 87V86H187ZM10 88H9V91H10ZM21 88V87H20ZM28 89H29V87H27ZM36 88H38V87H36ZM49 88V87H48ZM68 88V87H67ZM70 88H71V90L72 91H70ZM73 88V89H72ZM95 88H96V86H95ZM257 88V87H256ZM26 89V88H25ZM31 89V88H30ZM29 89V90H30ZM45 89V88H44ZM52 89V88H51ZM76 90V92H73V90ZM97 89H99V87L97 88ZM96 89V90H97ZM116 89V88H115ZM128 89V90H129ZM186 89V88H185ZM17 90H15V91H17ZM21 90V89H20ZM49 90V89H48ZM104 90H103V92L102 93H104V95L107 93H105L104 92ZM114 90V89H113ZM125 90H127L126 88H125ZM128 90H127V92H128ZM129 90V91H130ZM173 90H172V93H173ZM181 90V89H180ZM259 90H260V88H259ZM14 91V92H15ZM23 90H21V92H22ZM27 91V90H26ZM36 91L37 90H35V91H32V92H35L36 93ZM63 91V90H62ZM106 91V90H105ZM111 91V90H110ZM175 91V90H174ZM182 91H183V88H182ZM3 92V93H4ZM21 92L20 91H18L17 93L18 94H21ZM24 92H25V90H24ZM29 92H31V90L29 91ZM29 92H27V93H29ZM31 92V93H32ZM50 92V91H49ZM65 92L67 93V91L65 90ZM16 93V94H17ZM30 93V94H31ZM35 93H32V94H35ZM40 93V92H39ZM44 93H46V92H44ZM52 93H53V91H52ZM71 93H74L73 95L71 94ZM108 93H109V91H108ZM162 93V92H161ZM160 93V94H161ZM177 93V92H176ZM5 94V93H4ZM14 94V93H13ZM31 94V95H32ZM47 94V93H46ZM54 94V93H53ZM53 94H52V96H46V95H44V96H46L45 97V100H44V102H42L41 100V97H39L40 99V103L42 104H46V105H51L52 103H55V102H57V100L59 101V97L57 96H53ZM57 94V93H56ZM59 94H60V91H59ZM58 94V95H59ZM64 94V93H63ZM93 94H94V91H93ZM111 94V93H110ZM159 94V95H160ZM179 94V93H178ZM182 94V93H181ZM9 95H10V93H9ZM24 95H26V94H24ZM28 95V94H27ZM26 95V96H27ZM87 95H89V94H87ZM173 95V94H172ZM174 95H176V94H174ZM6 96H7V94H6ZM22 96H23V94H22ZM22 96H20V97H22ZM36 96H37V94H36ZM35 96V97H36ZM60 96V95H59ZM66 96V95H65ZM101 96V95H100ZM107 96V95H106ZM165 96H167V95H165ZM165 96H163V99H164V97ZM11 97H13V96H11ZM10 97V98H11ZM14 97H15V95H14ZM19 97V95L16 97V98H20ZM32 97H34V95L32 96ZM31 96H29V98H32ZM38 97V96H37ZM36 97V98H37ZM43 97V96H42ZM48 97V98H47ZM67 97V96H66ZM93 97V96H92ZM102 97H103V95H102ZM114 97V96H113ZM116 97V96H115ZM171 96L169 95V97H168V99H171L170 98ZM175 97V96H174ZM1 98H3V97H1ZM0 98V99H1ZM27 98V97H26ZM28 98V99H29ZM35 98V99H36ZM91 98V97H90ZM107 98H110V96H107ZM112 98V97H111ZM182 98V97H181ZM6 99V98H5ZM8 99V98H7ZM12 100H13V98H11ZM11 99H9V100H11ZM23 98H21V100H22ZM34 99V100H35ZM63 99V98H62ZM89 99V98H88ZM92 99V98H91ZM105 99H106V97H105ZM166 99V98H165ZM175 99V98H174ZM4 100V99H3ZM2 99L0 100V101H3ZM11 100V103L13 102ZM16 99H14V101H15ZM20 100V99H19ZM66 100V99H65ZM99 100V99H98ZM101 100H103V99H101ZM117 99L116 98H113V101H115V105L118 103V100L116 101ZM161 100V99H160ZM173 100V99H172ZM8 101V100H7ZM7 101H3V103L5 104V103H7ZM104 101V100H103ZM106 101H107V99H106ZM156 101V102H155ZM168 101V100H167ZM18 102V101H17ZM17 102H15V103H17ZM26 103H27V101H25ZM30 102V101H29ZM37 102V101H36ZM68 102V103H69ZM92 102H94V101H92ZM105 102V101H104ZM108 103H109V101H107ZM107 102H105V104L104 105H106V103ZM111 102H112V99H111ZM164 102V101H163ZM170 102V101H169ZM172 102V101H171ZM170 102V103H171ZM2 103V102H1ZM2 103V104H3ZM8 103H10V102H8ZM33 103H35V102H33ZM38 103V102H37ZM40 103H39V105H40ZM48 103V104H47ZM51 103V104H50ZM91 103V102H90ZM102 103V102H101ZM100 103V104H101ZM107 103V104H108ZM127 103V104H126ZM165 103V102H164ZM19 104V103H18ZM21 104V103H20ZM25 104V103H24ZM30 104H32V103H30ZM42 104V105H43ZM44 104V105H45ZM56 104V103H55ZM92 104V103H91ZM93 104H95V103H93ZM98 104V103H97ZM99 104V105H100ZM103 104V103H102ZM112 104V106L114 105L113 104V102L111 103ZM111 104L109 103L108 105L109 106H111ZM157 104V105H156ZM172 104V103H171ZM175 104H177V103H175ZM7 105L8 104H5V106L4 105H2V107L4 106V107H6V108H4V110H1L0 109V114H2V116H1V118L3 117L4 119H5V121L6 122H9V118L8 117H6V116H8V114L6 113V110L7 109H9L10 107L8 106L7 107ZM15 104H13V107H15L14 106ZM28 105V104H27ZM39 105H37V106H39ZM54 105V104H53ZM67 105V104H66ZM72 105V104H71ZM10 106H12V105H10ZM41 106V105H40ZM91 106V105H90ZM95 106V105H94ZM97 106V105H96ZM167 106V105H166ZM12 107V108H13ZM17 107V106H16ZM22 107V106H21ZM42 107V106H41ZM40 107V108H41ZM47 107V106H46ZM49 107V106H48ZM51 107V106H50ZM99 107V106H98ZM115 107V106H114ZM145 107V108H144ZM156 107H158V108H156ZM40 108H39V111H40ZM42 108H44V107H42ZM105 108V107H104ZM109 108V107H108ZM113 108V107H112ZM161 109H162V106L160 107ZM6 109V110H5ZM11 109V108H10ZM21 109V108H20ZM46 109V108H45ZM109 109H111V107L109 108ZM130 109V108H129ZM14 110V109H13ZM18 110V109H17ZM27 110V109H26ZM93 110H94V107H93ZM144 110H141V112L142 111H144ZM260 110H263V109H260ZM20 111V110H19ZM21 111H23L22 109H21ZM106 111V110H105ZM264 111V110H263ZM11 112V111H10ZM24 112V111H23ZM26 112V111H25ZM28 112V111H27ZM42 112V111H41ZM47 112V111H46ZM96 112V111H95ZM115 112V111H114ZM231 112V111H230ZM233 112V111H232ZM231 112V113H232ZM257 112V111H256ZM113 113V112H112ZM147 113V112H146ZM161 113V114H160ZM229 113V112H228ZM259 113H261V111L259 112ZM258 113V115L259 116H256V118H258V117H262V119L264 118V113L261 115V114H259ZM24 114V113H23ZM47 114V113H46ZM111 114V113H110ZM226 114V113H225ZM253 114V113H252ZM256 114V113H255ZM10 115V114H9ZM114 115V114H113ZM113 115L111 114V116L113 117ZM236 115V114H235ZM42 116H43V112H42ZM42 116H41V118H42ZM29 117V116H28ZM27 117V118H28ZM31 117V116H30ZM47 117V116H46ZM49 117V116H48ZM47 117V118H48ZM230 117V116H229ZM232 117H233V115H232ZM235 117V116H234ZM0 118V119H1ZM27 118H25V120L27 119ZM41 118H39V119H41ZM44 118V120L46 119L45 118V116L43 117ZM146 118V117H145ZM169 118V117H168ZM255 118V117H254ZM11 119V118H10ZM33 118H30L29 119V121H28V123H26V125H27V128L29 127H32V125L34 124V122H36V121H31ZM50 119V118H49ZM107 119V118H106ZM141 119V118H140ZM139 119V120H140ZM166 119V118H165ZM28 120V119H27ZM43 120V119H42ZM41 120V121H42ZM48 120V119H47ZM261 120V119H260ZM39 121V120H38ZM112 121V120H111ZM144 121H145V119H144ZM168 121V120H167ZM173 121V120H172ZM44 122V121H43ZM43 122H41V124H43ZM46 122V121H45ZM150 121H148V122H146V123H149ZM168 122H171V121H168ZM174 122V121H173ZM260 122H262L263 124H264V120H262V121H260ZM37 123V122H36ZM109 123H111V122H109ZM143 123V122H142ZM164 123H165V120H164ZM175 123V122H174ZM173 123V124H174ZM6 124V123H5ZM4 124V125H5ZM106 124H108V123H106ZM144 124V123H143ZM152 124V123H151ZM151 124H149V125H151ZM170 124V123H169ZM168 124V125H169ZM8 125V124H7ZM30 125V126H29ZM44 125V124H43ZM43 125H40L39 123H38V127L39 128H36L35 129V127H37V125L36 126H34V131L35 130H37V129H39V130H37V135L39 134L40 135V133L42 134V133H44V135H45V132L47 133L48 132V134H49V130L47 131V128H45V126H43ZM110 125V124H109ZM113 125V124H112ZM132 125V124H131ZM148 125V124H147ZM163 125H166V124H163ZM172 127H173V125L172 124H170ZM175 125V124H174ZM21 127H22V125H20ZM42 126H43V128H44V131L45 132H43V130L41 129L42 128ZM129 126V125H128ZM135 126V125H134ZM145 126V125H144ZM171 126H169V127H171ZM264 126V125H263ZM26 127V126H25ZM50 127V126H49ZM113 127V126H112ZM137 127V126H136ZM146 127V126H145ZM167 127V126H166ZM260 127H261V125H260ZM12 128V127H11ZM10 128V129H11ZM110 128V127H109ZM126 128V127H125ZM131 128H132V126L129 128H127V130H125L122 134H120V136L122 135V139L124 140V141H126V139L127 138H129L130 137V134H131V136H132V133H134V129H132L131 130ZM148 128V127H147ZM147 128H145L146 130H147ZM154 129H155V127H153ZM176 127L174 126V129H175ZM24 129H26V128H24ZM33 129H31L30 131H32ZM49 129V128H48ZM107 129V128H106ZM152 129V127L150 126V130ZM153 129V130H154ZM158 129V128H157ZM244 129V128H243ZM262 129V128H261ZM8 130V129H7ZM20 130H22V129H20ZM116 130H118V129H116L115 128V130H114V132L116 131ZM121 130V129H120ZM158 130H160V129H158ZM179 130V129H178ZM29 131V130H28ZM34 131H32V132H34ZM40 131V133H38ZM54 131V130H53ZM122 131H123V129H122ZM148 131V130H147ZM166 131V130H165ZM175 131H176V129H175ZM175 131H174V133H175ZM14 132V131H13ZM26 132V131H25ZM31 132V133H32ZM51 132V131H50ZM107 132V131H106ZM117 132V131H116ZM118 132H120V131H118ZM158 132V131H157ZM156 132V130H155V132H153L155 135H158V134H156L157 133ZM159 132H161V133H163L162 132V130H160ZM179 132V131H178ZM249 132V131H248ZM7 133L9 134V132L7 131ZM36 133V132H35ZM34 133V134H35ZM52 133H54V132H52ZM51 133V134H52ZM56 133V132H55ZM75 133V132H74ZM109 133H110V131H109ZM160 133V134H161ZM176 133H177V131H176ZM34 134H32V136L34 135ZM51 134H49V135H51ZM73 134V133H72ZM135 134V133H134ZM152 134V133H151ZM178 134H180V133H178ZM241 134V133H240ZM10 135V136H9ZM8 135V137H9V139H6L7 140V142L9 143L10 142V144L11 145H13L14 143H15V141L17 140H15V138L17 137V135L16 136H14L15 135V133L13 134V133H10ZM24 135V134H23ZM28 135V134H27ZM36 135V136H37ZM43 135V134H42ZM42 136V139H43V141H44V137H46V136ZM52 135H55V134H52ZM57 135V134H56ZM55 135V136H56ZM88 135H89V133H88ZM115 135V134H114ZM153 135V134H152ZM163 135H166V134H164L163 133ZM1 136V135H0ZM4 136V135H3ZM26 136V135H25ZM87 136V135H86ZM94 136V135H93ZM116 136H118V135H116ZM174 136V135H173ZM242 136V135H241ZM15 137V138H14ZM41 137V136H40ZM50 137V136H49ZM73 137V136H72ZM91 137H92V135H91ZM167 137V136H166ZM175 137V136H174ZM32 138H34V136L32 137ZM37 138H38V136H37ZM51 138V137H50ZM79 138V137H78ZM131 138V137H130ZM40 139V138H39ZM48 139V138H47ZM92 139H94V138H92ZM169 139V138H168ZM246 139V138H245ZM9 140V141H8ZM85 140V139H84ZM95 140V139H94ZM119 140V139H118ZM127 140H129V139H127ZM132 140V139H131ZM171 142L170 143H172V141H173V138H171L170 137V139H169ZM31 141V140H30ZM40 141V140H39ZM38 141V142H39ZM45 141H46V139H45ZM44 141V142H45ZM78 141V140H77ZM166 141H167V139H166ZM205 141V140H204ZM209 141V140H208ZM35 142L36 141H32V145H33V147L31 148V149H34L33 151L35 152V150L36 151H38L39 150V148L40 149H42V152L41 153H43V151H47V148H50V145H48L47 147H45V146H43L42 144V148L39 146H37V145H35ZM37 142V143H38ZM42 142V141H41ZM80 142H81V140H80ZM92 142H94V141H92ZM206 143H207V140L205 141ZM34 143V144H33ZM40 143V142H39ZM48 143V142H47ZM55 143H56V140H55ZM58 143V142H57ZM91 143V142H90ZM98 143V142H97ZM150 143H152L151 141H150ZM173 143H174V141H173ZM172 143V144H173ZM209 144H210V142H208ZM44 144V143H43ZM94 144V143H93ZM102 144V143H101ZM8 145V144H7ZM29 145V144H28ZM34 145H35V147H36V149L34 148ZM59 145V144H58ZM94 145H97V144H94ZM151 145V147H153L152 146V144H150ZM30 146V145H29ZM66 146V145H65ZM122 146V145H121ZM120 146V147H121ZM13 147V146H12ZM38 147V148H37ZM44 147L46 148L45 150H44ZM64 147V146H63ZM62 147V148H63ZM160 147V146H159ZM159 147H157V148H159ZM27 148H28V146H27ZM59 148V147H58ZM62 148H60V149H62ZM126 148V147H125ZM134 148V147H133ZM146 148V147H145ZM162 148V147H161ZM51 149V148H50ZM66 149V148H65ZM112 150L114 149L115 150V148H111ZM119 149V148H118ZM121 149H122V147H121ZM136 149V148H135ZM142 149H144V147L142 148ZM17 150V149H16ZM53 150V149H52ZM59 150V149H58ZM57 150V151H58ZM102 150V149H101ZM153 150V149H152ZM155 150H159V149H155ZM197 150V149H196ZM39 151H41V150H39ZM45 151V152H46ZM68 151V150H67ZM109 151V150H108ZM129 151V150H128ZM136 151H138V150H136ZM145 151V150H144ZM49 152H51L50 150H48V152H46L45 154L47 155V157L49 156V155H51V157H52V159H53V157H55L56 156V154L54 155V153H50L49 154ZM53 152H55V149L53 150ZM61 152V151H60ZM65 152V151H64ZM103 152V151H102ZM101 152V153H102ZM112 152V151H111ZM146 152L147 151H145V153H142V151H141V153H139V151H138V155L140 154L141 156H139V158L138 159H140V160H143V159H141V158H145L144 156H146L147 154H146ZM149 152V151H148ZM257 152V151H256ZM38 153V155H40L39 154V152H37ZM37 153L35 152V154H36V156H38L37 155ZM56 153V152H55ZM100 153V154H101ZM106 153H110V152H106ZM118 152H116L115 153V159H118L119 160V157L120 156H122V157H126V155H129L130 153H128V154H126V155H124L123 156V152L122 153H119V155L117 154ZM34 154V155H35ZM104 154V153H103ZM113 154V153H112ZM118 155V158L116 157L117 155ZM132 154V153H131ZM157 154V153H156ZM213 154V153H212ZM217 154V153H216ZM257 153H255V155H256ZM258 154H259V152H258ZM53 155V156H52ZM109 155V158H111L110 157V155L111 154H108ZM138 155H135L134 156V158H136V156H138ZM142 155H144V156H142ZM255 155H253V156H255ZM31 156V155H30ZM35 156V157H36ZM42 156H44V155H42ZM102 156V155H101ZM130 156V155H129ZM129 156L128 157H126V158H129ZM132 156V155H131ZM159 156V155H158ZM161 156V155H160ZM218 156V155H217ZM215 157L216 159L217 158H219V157ZM228 156V155H227ZM45 157V156H44ZM98 157V156H97ZM148 157V156H147ZM152 157V156H151ZM150 157V158H151ZM211 157V156H210ZM212 157H214V156H212ZM248 157V156H247ZM256 158L255 159H257V156H255ZM38 158H39V156H38ZM71 158H74V157H71ZM114 158L112 157V159L114 160ZM121 158V157H120ZM158 158V157H157ZM205 158V157H204ZM207 158V157H206ZM214 158V160H216ZM222 158V157H221ZM221 158H219V159H221ZM254 158V157H253ZM252 158V159H253ZM260 158V157H259ZM48 159H49V157H48ZM57 159V158H56ZM121 159H123V158H121ZM131 159V158H130ZM130 159H128V160H126L125 158H124V161L123 160H121L125 165L127 164H130ZM138 159H137V161H138ZM211 159V158H210ZM254 159V160H255ZM31 160V159H30ZM47 160V159H46ZM50 160V159H49ZM59 160V159H58ZM57 160V161H58ZM75 160V159H74ZM99 160V159H98ZM117 160V162H119ZM139 160V161H140ZM145 160V159H144ZM212 160V159H211ZM210 160V161H211ZM222 160V159H221ZM250 160V159H249ZM53 161V160H52ZM51 161V164L53 163ZM110 161H111V159H109V163L107 162V160L105 161L104 160V162L110 167L111 165H110ZM130 161V162H129ZM134 161H136V160H134ZM149 161H150V159H149ZM218 161H220V160H217V162ZM252 161V160H251ZM32 162V161H31ZM58 162H60V161H58ZM75 162V161H74ZM112 162V161H111ZM115 162V161H114ZM152 162V161H151ZM155 163L157 162V160L156 161H154ZM243 162V161H242ZM33 163V162H32ZM45 163V162H44ZM61 163V162H60ZM100 163V162H99ZM134 163V162H133ZM132 163V164H133ZM139 163V162H138ZM158 163V162H157ZM211 163H213L212 161H211ZM215 163V166H216V162H214ZM220 163V162H219ZM225 163V162H224ZM249 163V162H248ZM247 163V164H248ZM36 164H38V163H36ZM43 164V163H42ZM45 164H47V163H45ZM49 164H50V162H49ZM102 164H103V162H102ZM149 164V163H148ZM246 164V163H245ZM55 165V164H54ZM69 165V164H68ZM105 165V164H104ZM121 165V164H120ZM178 165V164H177ZM176 165V166H177ZM211 165H213V164H211ZM222 167L224 166V170H225V168H227L224 164H220ZM241 165V167H242V164H240ZM250 165V164H249ZM248 165V170L246 171L245 170V172H246V174H245V176L242 178V177H239L240 176V174H239V176H237L235 173H233V172H230L229 173V177H230V183H232L233 184V186H234V184H236V186H238L239 187V190L241 191L242 189H244L242 192H240V194H239V196L236 198L235 197V199L233 198V200L231 199V201L228 203L229 205H230V211L229 212H232V214H233V216H231L232 218H231V222L230 221H227V219H225L224 220V218L221 216V219H220V217H219V221L220 222H218V220L216 221L217 223L216 224H218L217 226H216V228L218 227V229L219 230H217V231H219L220 233H222V236H226V239H224L223 241L222 240H219V242L215 245V243L213 244V248H214V258H209V259H211V260H217V264H225V262H223L224 260H223V258L224 257H227V258H224V259H227L228 260V262H229V264H239V262H240V255L242 254V253H244L245 252V247L246 246H250L251 248H253V249H255V250H262V251H264V196H263V192H264V164L261 166V167H259L260 169L259 170H257V172L256 173H254V176L251 178V185H254V186H257L258 188V191L260 192V197H259V199L257 198V197H254V199H255V201H254V203L252 204L250 201H249V194H248V189H245L244 188V186H245V183H246V180L248 179V177L250 176V172H249V166ZM9 167H10V165H8ZM17 166V165H16ZM40 166V165H39ZM48 166V165H47ZM66 166V165H65ZM71 166H73V165H71ZM122 166H123V164H122ZM131 166V165H130ZM147 167H148V169L150 168L148 165H146ZM161 166V165H160ZM183 166V165H182ZM218 166V165H217ZM216 166V168H218ZM22 167V166H21ZM20 167V168H21ZM57 167V166H56ZM59 167H60V165H59ZM74 167V166H73ZM73 167H71V168H73ZM112 167H116L115 165H114V163L112 164V166H111V168H110V170L112 169ZM175 167V166H174ZM180 167V166H179ZM222 167H220V168H222ZM240 167V166H239ZM6 168V167H5ZM14 168V167H13ZM40 168H42V167H40ZM44 168V167H43ZM154 168V167H153ZM177 168V167H176ZM181 168V167H180ZM244 168V167H243ZM251 168V167H250ZM47 169V168H46ZM68 169V168H67ZM114 169V168H113ZM117 169V168H116ZM129 168L127 167V170H128ZM133 169V168H132ZM145 169V168H144ZM179 169V168H178ZM233 169V168H232ZM240 169V168H239ZM254 169V168H253ZM256 169V168H255ZM15 170V169H14ZM48 170H50V169H48ZM61 170V169H60ZM65 170V169H64ZM129 170H131V169H129ZM124 171V172H126L127 173V175H126V173H124L125 175V178H126V176H127V182H131L132 181V185H133V182H134V180L136 179H138V178H140L141 177V173L140 174H137V175H140V177H138V176H136V178H135V176H132V172L131 171ZM140 170V169H139ZM154 171L155 170H158L157 168L155 169H153ZM161 170V169H160ZM164 170V169H163ZM217 170V169H216ZM219 170V169H218ZM220 170H222V169H220ZM227 170L228 169H226L225 171L227 172ZM238 170V169H237ZM251 170V169H250ZM72 171V170H71ZM73 171H75V168H74V170ZM145 172H146V170H144ZM180 171V170H179ZM183 171H184V169H183ZM225 171H223V172H225ZM243 171H244V169H243ZM7 172V171H6ZM22 172V171H21ZM68 172H69V170H68ZM67 172V173H68ZM82 172H84V169H83V171ZM121 172V171H120ZM157 172V171H156ZM176 172H178V171H176ZM182 172V171H181ZM195 172V171H194ZM193 172V173H194ZM222 172V171H221ZM252 172V171H251ZM15 173V172H14ZM30 173V172H29ZM73 173H76V172H73ZM137 173V172H136ZM151 173V172H150ZM152 173H153V171H152ZM159 173V172H158ZM157 173V174H158ZM161 173V172H160ZM167 173V172H166ZM186 173H189L188 171L186 172ZM228 173V172H227ZM8 174V173H7ZM17 174H18V172H17ZM27 174V173H26ZM57 174H59L60 175V173H59V171L58 172H53V175H57ZM62 174V173H61ZM77 174V173H76ZM86 174V173H85ZM96 174H98V173H96ZM123 174V173H122ZM147 174H148V172H147ZM169 174V173H168ZM173 174V173H172ZM180 174V173H179ZM179 174H178V176H179ZM184 174V173H183ZM182 174V175H183ZM2 175V174H1ZM9 175V174H8ZM47 175V174H46ZM52 175V174H51ZM83 175V174H82ZM119 175V174H118ZM134 175V174H133ZM160 175H162V174H159L158 176L160 177ZM195 175V174H194ZM223 176L225 175V174H222ZM45 176V175H44ZM70 176V175H69ZM144 176V175H143ZM147 176V175H146ZM149 176V175H148ZM156 176V175H155ZM174 176V175H173ZM184 177H185V175H183ZM187 176V175H186ZM189 176V175H188ZM192 176H193V174H192ZM26 177H27V175H26ZM73 177H75V174L73 175ZM78 177V176H77ZM80 177V176H79ZM77 178V180L79 181L80 180V182H79V187L78 188H80V189H78L75 193H79L78 194V196H77V194H76V197H78V200H79V198L80 197H82L83 199L86 197V195L88 196L89 195V192L88 191H86L85 190V188L86 189H90V187H88V185L86 184V181H84L83 179H81V178ZM138 177V178H137ZM153 177V176H152ZM151 177V178H152ZM166 177V176H165ZM164 177V178H165ZM168 177H170V176H168ZM177 177V176H176ZM184 177H180L179 179V181H178V183L179 182H181V187H183L182 185L185 183V181H181V180H186V177L184 178ZM196 177V176H195ZM228 177V176H227ZM9 178H11L10 176H9ZM15 178V177H14ZM123 179H124V181H126V179L124 178V177H122ZM135 178V179H134ZM148 178V177H147ZM146 178V180H148ZM182 178V179H181ZM184 178V179H183ZM192 178V177H191ZM121 179V178H120ZM141 179V178H140ZM143 179V178H142ZM149 179H150V177H149ZM153 179V178H152ZM156 179V178H155ZM155 179H153V181L155 182ZM161 179V178H160ZM162 179H163V177H162ZM166 179V178H165ZM177 179V178H176ZM188 179V178H187ZM240 179H242V182H243V184H241V181H240ZM2 180V179H1ZM5 181H6V179H4ZM167 180V179H166ZM191 180H193V178L191 179ZM220 180V179H219ZM223 180V179H222ZM221 180V181H222ZM226 180V179H225ZM52 181V180H51ZM55 181V180H54ZM64 181V180H63ZM88 181V180H87ZM123 181V180H122ZM141 181V180H140ZM139 180L138 181H135L136 183H139L140 182ZM143 181V180H142ZM141 181V182H142ZM157 181V180H156ZM165 181V180H164ZM173 181H175V178L173 179ZM197 181V180H196ZM195 181V182H196ZM9 182V181H8ZM74 182V181H73ZM119 183H120V181H118ZM153 182V183H154ZM158 182H160V181H158ZM157 182V183H158ZM166 182H168V180L166 181ZM184 182V183H183ZM188 182V181H187ZM193 182V181H192ZM218 182V181H217ZM247 182H248V180H247ZM5 183H7V182H5ZM70 183V182H69ZM76 183V182H75ZM98 183V182H97ZM121 183H123V182H121ZM152 183V182H151ZM151 183H148L149 184V186H148V188L150 187V185H151V187H153L154 188V186H156V183L155 184H151ZM162 183V182H161ZM165 183V182H164ZM164 183H162V184H164ZM172 182H171V180H170V185H169V187H167L168 189L170 188H172V184H171ZM174 183V182H173ZM220 183V182H219ZM218 183V184H219ZM240 183V184H239ZM3 182H0V224L1 223H3V225L4 226H7V224H8V221H9V219L10 220H12V222L14 223V225L16 224L20 229H24V228H26L24 231L26 232L27 231V233L28 234H31L32 235V237H33V235H35V233H36V237H38L37 236V233H38V235H39V230H40V228L42 227V228H45L46 226L44 225V223L43 222H41L40 224H39V226H37L36 225V227H35V225L34 224H32L31 226L30 225H24L25 224V219H27L26 218V216L27 215H30L29 213H31L30 212V206H29V204H26L27 202H26V199H25V202H23V204L24 205H16L15 204V198H14V196H15V194L13 195V197L12 198H14V199H11V200H9V196L10 195H6V194H4L5 192L3 191L2 192V188L4 187L3 185ZM57 184V183H56ZM58 184H59V182H58ZM127 184V183H126ZM147 184V185H148ZM247 184V183H246ZM11 185H12V183H11ZM90 185V184H89ZM118 185H120V184H118ZM125 185V184H124ZM131 185V184H130ZM131 185V186H132ZM141 185V184H140ZM139 185V186H140ZM146 185V186H147ZM161 185V184H160ZM165 185V184H164ZM250 185V186H251ZM3 186V187H2ZM8 186V185H7ZM16 186V185H15ZM63 186V185H62ZM78 186V185H77ZM98 186V185H97ZM103 186V185H102ZM121 186V185H120ZM134 186V185H133ZM138 185H136V186H134V187H137ZM142 186H145V185H141V188H142ZM145 186V187H146ZM171 186V187H170ZM12 187V186H11ZM18 187V186H17ZM54 187V186H53ZM100 187V186H99ZM107 187V186H106ZM112 187V186H111ZM118 187V186H117ZM181 187H179V188H181ZM185 187V186H184ZM7 188V187H6ZM92 188V187H91ZM103 188H104V186H103ZM115 188V187H114ZM121 188H122V186H121ZM124 188H129V187H127V185H126V187H124ZM147 188V189H148ZM186 188V187H185ZM203 188V187H202ZM201 188V189H202ZM216 188V187H215ZM214 188V189H215ZM242 188V189H241ZM247 188V187H246ZM249 188V187H248ZM18 189H20V187L18 188ZM22 189V188H21ZM20 189V190H21ZM24 189V188H23ZM75 189V188H74ZM84 189V190H83ZM111 188H109V190H110ZM112 189H113V187H112ZM131 189V188H130ZM142 189H144V187L142 188ZM152 189V188H151ZM151 189H149V190H151ZM155 189V188H154ZM154 189H152V192L154 191ZM166 189V188H165ZM182 189V188H181ZM14 190V189H13ZM56 190V189H55ZM80 190V191H79ZM83 190V191H82ZM92 190V189H91ZM98 190V189H97ZM116 190V189H115ZM126 190V189H125ZM133 190V189H132ZM145 190V192H143L142 194H144V193H146V189H144ZM149 190H147V191H149ZM172 190V189H171ZM179 190V189H178ZM178 190H176V191H178ZM184 189H182V191H183ZM57 191V190H56ZM82 191V192H81ZM90 191V190H89ZM100 191V190H99ZM114 191V190H113ZM119 191V190H118ZM160 191V190H159ZM182 191H181V193H182ZM17 192V191H16ZM60 192H62V190H60ZM65 192H66V190H65ZM72 192H73V190H72ZM80 192L82 193V195L80 194ZM85 192H87V194H85ZM91 192V191H90ZM102 192V191H101ZM106 192H109V191H107L106 190ZM129 192V191H128ZM132 192V194H134V192L133 191H131ZM165 192V191H164ZM179 192V191H178ZM185 192V191H184ZM21 193V192H20ZM22 193H24V190H22ZM67 193V192H66ZM110 193H111V190H110ZM141 193V192H140ZM64 194V193H63ZM62 194V195H63ZM72 194V193H71ZM101 194V193H100ZM100 194H98L97 193V195L94 193V195H96L97 196V200L99 201V203L102 201L101 200V198L100 197H102V195H100ZM103 194V193H102ZM108 194V193H107ZM129 194H131V193H129ZM147 195H149L150 193L148 192V193H146ZM177 194V193H176ZM184 194V193H183ZM182 194V195H183ZM228 194V193H227ZM4 195H6V196H4ZM18 195V194H17ZM26 195V194H25ZM81 195V196H80ZM83 195H85V197L83 196ZM125 195V194H124ZM145 195V194H144ZM151 195V194H150ZM150 195H149V197H150ZM153 195V194H152ZM162 195V194H161ZM167 195V194H166ZM179 195H180V192H179ZM178 194H177V196H179ZM205 195V194H204ZM238 195V194H237ZM59 196V195H58ZM65 196V195H64ZM93 196V195H92ZM92 196H90L91 197V199L93 198ZM103 196H105L104 194H103ZM126 196V195H125ZM124 196V197H125ZM136 196H138V195H136ZM135 196V197H136ZM143 196V195H142ZM176 196V197H177ZM17 197V196H16ZM23 197V196H22ZM21 197V198H22ZM33 197V196H32ZM37 197V196H36ZM68 197V196H67ZM66 197V198H67ZM73 197L75 198V196L73 195ZM106 197V196H105ZM117 197V196H116ZM133 197V196H132ZM131 197V198H132ZM134 197V198H135ZM141 197V196H140ZM165 197V196H164ZM180 197V196H179ZM188 197V196H187ZM69 198V197H68ZM72 198V197H71ZM95 198V197H94ZM103 198V197H102ZM119 198H121V197H119ZM147 198V197H146ZM146 198H144V199H146ZM178 198V197H177ZM184 198V197H183ZM203 198V197H202ZM38 199V198H37ZM55 199V198H54ZM86 199V198H85ZM104 199V198H103ZM106 199H107V197H106ZM143 199V200H144ZM149 199V198H148ZM147 199V201H149ZM165 199H166V197H165ZM172 199V201H174L175 200V198H171ZM174 199V200H173ZM189 199H190V197H189ZM193 199V198H192ZM196 199V198H195ZM32 200V199H31ZM57 200H59V199H57ZM68 200V199H67ZM88 200H90V198L88 199ZM112 200V199H111ZM142 200V199H141ZM178 200H180V199H178ZM184 200V199H183ZM201 200V199H200ZM227 200V199H226ZM229 200V199H228ZM61 201H63V200H61ZM60 201V202H61ZM82 201V200H81ZM97 201V202H98ZM106 201V200H105ZM130 201H131V199H130ZM187 200L185 199V201L184 202H186ZM192 201V200H191ZM30 202V201H29ZM33 202H34V200H33ZM66 202V201H65ZM69 202V201H68ZM77 202V201H76ZM108 202V201H107ZM106 202V203H107ZM114 202V201H113ZM116 202H117V199H116ZM120 202H121V200H120ZM153 202H154V199H153ZM181 202V201H180ZM188 202V201H187ZM21 203V202H20ZM55 203V202H54ZM79 203V202H78ZM81 203V202H80ZM98 203V204H99ZM135 203V202H134ZM133 203V204H134ZM145 203V202H144ZM155 203V202H154ZM163 203V202H162ZM167 203V202H166ZM170 203V202H169ZM172 203H174V202H172ZM189 203V202H188ZM197 203V202H196ZM218 203V202H217ZM217 203H215V204H217ZM221 203H222V201H221ZM226 203V202H225ZM25 204H26V207H25ZM56 204V203H55ZM54 204V205H55ZM102 204V203H101ZM103 204H104V201H103ZM115 204V203H114ZM132 204V205H133ZM138 204V203H137ZM139 204H140V202H139ZM138 204V205H139ZM142 204V203H141ZM140 204V205H141ZM159 204V203H158ZM165 204V203H164ZM178 204H180V203H178ZM181 204H182V202H181ZM184 204V203H183ZM204 204V203H203ZM215 204H213V214H215V215H221V212H222V209H221V207H219V206H215ZM34 205V204H33ZM53 205V204H52ZM68 205V204H67ZM100 205V204H99ZM142 205H145V204H142ZM147 205V204H146ZM185 205H186V203H185ZM188 205V204H187ZM186 205V206H187ZM202 205V204H201ZM31 206H32V203H31ZM35 206V205H34ZM76 206H77V204H76ZM102 206V205H101ZM105 206V205H104ZM148 206V205H147ZM166 206V205H165ZM169 206V205H168ZM167 206V207H168ZM189 206V205H188ZM208 206V205H207ZM212 206V205H211ZM28 207V208H27ZM54 207V206H53ZM134 207H137V205H134L133 206V208ZM163 207V206H162ZM167 207H165V210H167L168 208ZM172 207V206H171ZM202 207H203V205H202ZM202 207H201V209H202ZM210 207V206H209ZM28 210H27V209ZM78 208V207H77ZM130 208V207H129ZM143 208V207H142ZM167 208V209H166ZM170 208V207H169ZM175 208V207H174ZM186 208V207H185ZM191 208V207H190ZM200 208V207H199ZM205 208V207H204ZM207 208V207H206ZM69 209V208H68ZM100 209V208H99ZM106 209V208H105ZM128 209V208H127ZM149 209H150V207H149ZM154 209H156V208H154ZM153 209V210H154ZM160 209V208H159ZM27 210V211H26ZM54 210H56V209H54ZM77 210V209H76ZM134 210V209H133ZM152 210V211H153ZM165 210H164V212H165ZM170 210H171V208H170ZM174 210V209H173ZM190 210V209H189ZM199 210V209H198ZM204 210V209H203ZM202 210V211H203ZM205 210H208V209H205ZM211 210V209H210ZM226 210V209H225ZM26 211V213H28V214H26L25 213V215H23V213ZM105 211V210H104ZM103 211V212H104ZM126 211V210H125ZM149 211V210H148ZM160 211V210H159ZM162 211V210H161ZM169 211V210H168ZM168 211H166V212H168ZM172 211V210H171ZM170 211V212H171ZM175 211H177V209L175 210ZM175 211H173V213H175ZM179 211V210H178ZM201 211V210H200ZM201 211V212H202ZM100 212V211H99ZM133 212V211H132ZM147 212V211H146ZM158 212V211H157ZM165 212V213H166ZM199 213L200 215H202V213ZM125 213V212H124ZM136 213V212H135ZM140 213V212H139ZM149 213V212H148ZM147 213V214H148ZM162 213V212H161ZM160 213V214H161ZM169 213V212H168ZM205 213V212H204ZM203 213V214H204ZM207 213H208V211H207ZM227 213V212H226ZM100 214V213H99ZM138 214V213H137ZM150 214V213H149ZM158 214H159V212H158ZM160 214H159V216H160ZM163 214V213H162ZM178 214V213H177ZM180 214V213H179ZM197 214V213H196ZM198 214V215H199ZM228 214V213H227ZM231 214V215H232ZM31 215H32V213H31ZM98 215V214H97ZM112 215V214H111ZM164 215V214H163ZM170 215V214H169ZM197 215V216H198ZM205 215H206V213H205ZM72 216V215H71ZM91 216V215H90ZM103 216V215H102ZM105 216L107 217V215L105 214ZM115 216V215H114ZM131 216H132V214H131ZM148 216H150V215H148ZM156 216H157V213H156ZM181 216V215H180ZM179 216V217H180ZM182 216H184V214H182ZM185 216H186V214H185ZM217 216V217H218ZM227 216V215H226ZM230 216V215H229ZM97 217V216H96ZM98 217H100V216H98ZM118 217H119V215H118ZM140 217V216H139ZM154 217V216H153ZM162 217H165V215L164 216H161V218ZM175 217H176V215H175ZM188 217V216H187ZM9 218V219H8ZM30 218V217H29ZM90 218V217H89ZM137 218V217H136ZM165 218H169V217H165ZM178 218V217H177ZM183 218H186V217H183ZM197 218V217H196ZM205 218V217H204ZM204 218H203V220H204ZM228 218V217H227ZM8 219V220H7ZM69 219V218H68ZM104 219H106V218H104ZM104 219H102L103 221H107L108 223L110 222V220H111V218L108 216L107 217V220H104ZM134 219V218H133ZM149 219V218H148ZM147 219V220H148ZM151 219V218H150ZM155 219V218H154ZM154 219H152V221H151V223L153 222V220ZM157 219V218H156ZM181 219H182V217H181ZM191 219V218H190ZM208 219V218H207ZM27 220H29V219H27ZM38 220V219H37ZM42 220V219H41ZM96 220V219H95ZM119 220V219H118ZM158 220H159V217H158ZM157 220V221H158ZM170 220V219H169ZM177 220H179V219H177ZM185 220V219H184ZM189 220V219H188ZM209 220V219H208ZM211 220V219H210ZM33 221V220H32ZM117 221V220H116ZM124 221V220H123ZM150 221V220H149ZM148 221V222H149ZM161 221H162V219H161ZM167 221V220H166ZM176 221V220H175ZM185 221H187V219L185 220ZM185 221H184V223H185ZM192 221V220H191ZM212 221H214V220H212ZM38 222V221H37ZM107 222H105L107 225H108V223ZM132 222V221H131ZM148 222H147V224H148ZM155 222V221H154ZM170 222V221H169ZM174 222V221H173ZM215 222V221H214ZM230 222V223H229ZM12 223V224H13ZM84 223V222H83ZM90 223V222H89ZM94 223V222H93ZM102 224H103V222H101ZM104 223V224H105ZM111 223V225L113 226L114 225V222H110ZM109 223V224H110ZM113 223V224H112ZM128 223V222H127ZM134 223V222H133ZM140 223V222H139ZM177 224L178 223H181V222H176ZM190 223V222H189ZM192 223H193V221H192ZM198 223H199V221H198ZM202 223V222H201ZM87 224V223H86ZM91 224V223H90ZM103 224V225H104ZM121 224V223H120ZM186 224H188V222H186ZM24 225V227L22 228V226ZM34 225V226H33ZM41 225V226H40ZM101 225V224H100ZM107 225H104V226H107ZM111 225H108L107 227L109 228H111L112 226ZM116 225H118V223L116 224ZM123 225V224H122ZM138 225V224H137ZM145 225V224H144ZM152 225V224H151ZM156 225H157V223H156ZM185 225V224H184ZM195 225V224H194ZM103 226V227H104ZM125 226V225H124ZM123 226V227H124ZM181 226H183V225H181ZM190 226V225H189ZM188 225H186V228L187 227H189ZM213 226V225H212ZM12 227V226H11ZM49 227V226H48ZM119 227V226H118ZM123 227H122V229H123ZM136 227V226H135ZM168 227V226H167ZM201 227V226H200ZM209 227H211V226H209ZM10 228V227H9ZM38 228H39V230H38ZM85 228H87L86 226H85ZM84 228V229H85ZM93 228V227H92ZM110 228H109V230H110ZM117 228V227H116ZM120 228V227H119ZM119 228L117 229L118 231H116V236L118 235V233L117 232H121L122 234H124L123 232L125 231V229H124V231L122 232V229L120 228V230L121 231H119ZM125 228V227H124ZM127 228V227H126ZM131 228H133V227H131ZM149 228V227H148ZM152 228V227H151ZM88 229V228H87ZM90 229V228H89ZM88 229V230H89ZM102 229H104V228H102ZM106 229V228H105ZM115 229V228H114ZM157 229V228H156ZM189 229V228H188ZM197 229H199L198 227H197ZM196 229V230H197ZM203 229V228H202ZM38 230V231H37ZM94 230V229H93ZM98 230V229H97ZM127 230V229H126ZM150 230V229H149ZM154 230V229H153ZM191 230H193V229H191ZM195 230V229H194ZM200 231H201V229H199ZM18 231V230H17ZM22 231V230H21ZM92 230L90 229V232H91ZM115 231H112L113 232V234H114V232ZM198 231V230H197ZM216 231V230H215ZM24 232V233H25ZM43 232H45V230L43 231ZM47 232V231H46ZM86 232V231H85ZM93 232V231H92ZM91 232V234H94V233H92ZM101 232H102V230H101ZM129 232V231H128ZM127 232V233H128ZM131 232H132V229H131ZM137 232V231H136ZM157 232V231H156ZM203 232V231H202ZM201 232V234H204V232L202 233ZM218 232V233H219ZM9 233V232H8ZM48 233V232H47ZM140 233V232H139ZM147 233V232H146ZM159 233V232H158ZM16 234H18V232H16ZM46 234V233H45ZM88 235H89V233H87ZM136 234V233H135ZM213 234V233H212ZM2 235V234H1ZM15 235V234H14ZM24 235V234H23ZM44 235V234H43ZM43 235H41L42 237H43ZM104 235H106V234H103L102 236H104ZM109 235H110V233H109ZM148 235V234H147ZM205 235H207V234H204V236ZM228 235H232L233 236V238H231V237H227ZM16 236V235H15ZM20 236V235H19ZM22 236V235H21ZM90 236V235H89ZM96 236H98V235H96ZM100 236V235H99ZM101 236V237H102ZM113 236V235H112ZM144 236V235H143ZM203 236V237H204ZM212 236V235H211ZM5 237V236H4ZM11 237V236H10ZM115 237V236H114ZM125 237V236H124ZM129 237V236H128ZM141 237V236H140ZM157 237V236H156ZM210 237V236H209ZM214 237V236H213ZM9 238V237H8ZM19 238V237H18ZM18 238H16V239H18ZM21 238V237H20ZM24 238V237H23ZM105 238V237H104ZM104 238H103V240H104ZM113 238V237H112ZM116 238V237H115ZM136 238H138V237H136ZM142 238V237H141ZM202 238V237H201ZM207 238V237H206ZM205 238V239H206ZM222 238V237H221ZM225 238V237H224ZM1 239V238H0ZM6 240H7V238H5ZM10 239V238H9ZM8 239V240H9ZM26 239V238H25ZM45 239V238H44ZM117 239H118V236H117ZM130 239V238H129ZM152 239V238H151ZM169 239V238H168ZM172 239V238H171ZM217 239L218 238H216L215 240L217 241ZM7 240V241H8ZM37 240V239H36ZM46 240V239H45ZM123 240H125L124 238H123ZM127 240V239H126ZM134 240V239H133ZM144 240V239H143ZM146 240H148V239H146ZM150 240V239H149ZM238 240H240V241H238ZM38 241V240H37ZM40 241V240H39ZM43 241V240H42ZM111 241H112V239H111ZM119 241V240H118ZM158 241V240H157ZM203 241V240H202ZM208 241V240H207ZM221 241V242H220ZM0 242H1V240H0ZM9 242V241H8ZM18 242V241H17ZM24 242V241H23ZM87 242V241H86ZM92 242H95V241H92ZM97 242H99V241H97ZM97 242H95V243H97ZM121 242V241H120ZM135 242V241H134ZM186 242H188V241H186ZM189 242H190V240H189ZM204 242V241H203ZM202 242V243H203ZM236 242H242L244 245H241L240 246V244L238 245V246H240V247H242V246H244V250L243 249H238L237 248V244L236 245H234ZM112 244H113V241L111 242ZM155 243V242H154ZM157 243V242H156ZM190 243H192V242H190ZM197 243V242H196ZM199 243H200V241H199ZM201 243V244H202ZM10 244V243H9ZM94 244V243H93ZM115 244V243H114ZM125 244V243H124ZM148 244V243H147ZM160 244V243H159ZM193 244V243H192ZM198 244V243H197ZM201 244H199V245H201ZM20 245V244H19ZM95 245V244H94ZM103 244H101V246H102ZM107 245V244H106ZM126 245V244H125ZM124 245V246H125ZM128 245V244H127ZM166 245V244H165ZM164 245V246H165ZM189 245V244H188ZM205 244H203V246H204ZM208 245V244H207ZM234 245V246H233ZM14 246V245H13ZM93 246V245H92ZM113 246V245H112ZM147 246V245H146ZM149 246V245H148ZM147 246V247H148ZM187 246V245H186ZM191 246V245H190ZM189 246V247H190ZM202 246V247H203ZM2 247V246H1ZM7 247V246H6ZM21 247V246H20ZM23 247V246H22ZM42 247V246H41ZM102 247H104V246H102ZM125 247H127V246H125ZM169 247H170V245H169ZM201 247V248H202ZM206 247V246H205ZM208 247V246H207ZM211 247V246H210ZM216 247V248H215ZM28 248V247H27ZM30 248V247H29ZM44 248V247H43ZM84 248V247H83ZM93 248H95V246H93ZM100 248V247H99ZM128 249L130 248V247H127ZM152 248V247H151ZM158 248H160V247H158ZM157 248V249H158ZM170 248H172V247H170ZM209 248V247H208ZM13 249V248H12ZM103 249V248H102ZM131 249V248H130ZM138 249V248H137ZM150 249V248H149ZM196 249V248H195ZM252 249V250H253ZM1 250V249H0ZM5 250V249H4ZM29 250V249H28ZM39 250H41V249H39ZM91 250V249H90ZM96 250H97V248H96ZM99 250V249H98ZM105 250V249H104ZM160 250V249H159ZM163 250V249H162ZM16 251V250H15ZM20 251V250H19ZM37 251H38V249H37ZM44 251H45V249H44ZM106 251V250H105ZM104 251V252H105ZM115 251V250H114ZM123 251V250H122ZM130 251V250H129ZM140 251V248H139V250H138V252ZM151 251V250H150ZM194 251V250H193ZM192 251V252H193ZM201 251H203L202 249H201ZM200 251V252H201ZM241 251H244V252H242L241 253ZM262 251H259V252H262ZM2 252H3V250H2ZM6 252V251H5ZM4 252V253H5ZM34 253L36 252V250L35 251H33ZM42 252V251H41ZM75 252V251H74ZM89 252V249H88V251H87V253L85 252V255H84V257L86 256V254H89L88 253ZM100 252V251H99ZM119 252H120V250H119ZM134 252V251H133ZM132 252V253H133ZM161 252V251H160ZM165 252V251H164ZM203 252H205V251H203ZM212 252V251H211ZM254 253H257V252H255V251H253ZM3 253V254H4ZM22 253V252H21ZM93 253V252H92ZM91 253V254H92ZM107 253H109V251L108 252H105V253H102V254H106V258H107ZM111 253V252H110ZM121 253V252H120ZM141 253V252H140ZM185 253H187V252H185ZM197 253H199V252H197ZM196 253V254H197ZM206 253H208V252H206ZM246 253V252H245ZM263 253V252H262ZM27 254V253H26ZM73 254V253H72ZM82 255L84 254V253H81ZM101 254V255H102ZM116 254V253H115ZM129 254V253H128ZM135 254H137L136 252H135ZM189 254V253H188ZM211 254V253H210ZM213 254V253H212ZM94 254H92V256H93ZM117 255V254H116ZM143 255V254H142ZM243 256H244V254H242ZM246 255H247V253H246ZM258 255V254H257ZM255 255V257L258 259V257L260 258L261 256L260 255ZM68 256H70V255H68ZM127 256V255H126ZM132 256V255H131ZM135 256V255H134ZM133 256V257H134ZM140 256V255H139ZM186 256V255H185ZM209 256H211V255H209ZM248 256V255H247ZM263 256V255H262ZM2 257V256H1ZM7 256H5V258H6ZM32 257H34L33 255H32ZM66 257V256H65ZM75 257H77V256H75ZM78 257H79V255H78ZM96 257V256H95ZM100 257V256H99ZM110 257V256H109ZM117 257V256H116ZM116 257H115V259H116ZM130 257V256H129ZM143 257V256H142ZM187 257H188V255H187ZM253 257V256H252ZM23 258V257H22ZM25 258V257H24ZM23 258V259H24ZM29 258V257H28ZM41 258V257H40ZM44 258V257H43ZM67 258V257H66ZM72 258V257H71ZM93 258H94V256L92 257V260H93ZM104 258V257H103ZM128 258V257H127ZM132 258V257H131ZM192 257H190L189 259H191ZM197 258V257H196ZM256 258H253V261H256ZM2 259V258H1ZM18 259V258H17ZM26 259V258H25ZM77 259H79V258H77ZM85 259V258H84ZM84 259H83V261L81 262V263H83L84 262ZM95 259H97V257L95 258ZM110 259V258H109ZM122 259H123V257H122ZM138 259V258H137ZM207 259V258H206ZM209 259H207V262H208V260ZM260 259H262L261 261L262 262H260V261H258V263H262V264H264V257H261ZM260 259H258V260H260ZM7 260V259H6ZM18 260H21V259H18ZM18 260H16V259H12L11 261V263H13V261H16V262H18ZM30 260V259H29ZM69 260V259H68ZM72 260V259H71ZM86 260H87V257H86ZM85 260V261H86ZM90 260V259H89ZM104 260V262H105V258L103 259ZM111 260V259H110ZM114 260V259H113ZM119 260V259H118ZM118 260H117V262H118ZM121 260V259H120ZM127 260V259H126ZM214 260V261H215ZM223 260V261H222ZM248 260V259H247ZM2 261V260H1ZM26 261V260H25ZM24 261V262H25ZM34 261V260H33ZM67 261V260H66ZM78 262H77V264L79 263V261H81V258L79 259V260H77ZM98 261V260H97ZM100 261V260H99ZM123 261V260H122ZM129 261V260H128ZM206 261V260H205ZM226 261V260H225ZM252 261V260H251ZM28 262V261H27ZM45 262H46V260H36V262L34 263V262H32V264H45ZM52 262V261H51ZM76 262V261H75ZM90 262V261H89ZM89 262H88V264H89ZM103 262V261H102ZM102 262H99V263H102ZM127 262V261H126ZM193 262H194V260H193ZM192 262V263H193ZM200 262V261H199ZM227 262V261H226ZM1 263V262H0ZM4 263V262H3ZM2 263V264H3ZM7 263H9L8 261H7ZM15 263V262H14ZM19 263V262H18ZM30 263V262H29ZM71 263V262H70ZM85 263V262H84ZM106 263V262H105ZM109 263V260H108V262H107V264ZM115 263V262H114ZM119 263V262H118ZM191 263V262H190ZM254 263V262H253ZM20 264H21V262H20ZM26 264H28V263H26ZM49 264V263H48ZM55 264V263H54ZM59 264V263H58ZM66 264H67V262H66ZM74 264V263H73ZM112 264V263H111ZM121 264V263H120ZM124 264V263H123ZM178 264V263H177ZM203 264H205V263H203ZM248 264V263H247ZM250 264H252V263H250ZM255 264H256V262H255Z\"/></svg>",
  "mask_w": 264,
  "mask_h": 264
}]
</instances>
